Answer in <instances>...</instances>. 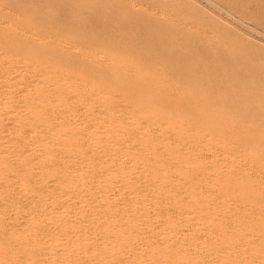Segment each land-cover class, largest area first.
<instances>
[{
    "label": "rangeland",
    "instance_id": "374dc122",
    "mask_svg": "<svg viewBox=\"0 0 264 264\" xmlns=\"http://www.w3.org/2000/svg\"><path fill=\"white\" fill-rule=\"evenodd\" d=\"M39 1H41V0H39ZM39 1L38 0H0V4H1L0 5V11L2 9V11L0 13L5 11L3 14L6 15L5 16V20L3 22V20H1L2 19L1 17H3L2 16L3 14H0L1 15L0 16V25L4 26V27L0 28V30L3 29L0 32V36H1L0 40L3 39V41H0V43L2 45L4 44V47H2V45L0 44V46L2 48V49L0 48V53L3 52L1 54H4V55L0 54V60H3V62L2 61L0 62V66H1L0 73H1L2 76L3 75L5 76L6 73H7L6 77L10 76V77H7V78H9V80H8V79H6V77L3 76L4 77L3 78L0 75L2 77V78H0V86H1L0 88L2 89L0 92L3 93V94L5 92L4 96H3V94H0V95H2V96H0L1 97V99H0V105H1L0 106V108H1V110H0V119H1L0 120V129L4 128V130L3 129H1V130H3L5 132V134H6V136H7V137L5 136L3 131H0V142L2 143V144L0 143V146H1L0 147V153L3 152L2 154L4 155L3 156L2 154H0V170H1V167L3 169V170H1L0 176L5 177V178H2V177L0 178V184H1L0 185V189L2 191L4 190L3 193L0 190V202H1L0 206L2 208V209H0V213H1V215H0V231H1L0 232V264H5V263L9 264L8 262H10V261L12 262L13 260H14V262L16 264L17 263L20 264L23 261V260H21V258L25 260V262L23 261L21 264H27V263L29 264V262L31 264H34V263L35 264H47V262H48V264H57V263L60 264L61 262H62V264H199V263L200 264H225V263L226 264H233V262H235L234 264H252V263L253 264H258V262H259V264H260V262L262 264H264V249H263L264 248V190H263L264 189V181H263L264 180V113H263L264 112V106H262V105H264V48L262 49V46L264 45V41H262V40H264V37H263V34H264V32H263L264 31V29H263L264 28L263 27V25H264V22H263L264 21V19H263L264 18V13H262L264 11V5H263L264 4V0H260V2H259V0H256V2L258 1L259 3H255V6H254L255 0H254V2H253V0H241L242 2L240 0H228V1H226V3L228 5H231V6L229 7L228 5H225V8L223 6L224 3H225V0H222V1H224L223 4L220 3V2H219L220 4L214 3V0H209V1L208 0H206V1L205 0H187V1L186 0H181V1L180 0H89L90 2L88 0H65V1L61 0V2H59V0H57V1L56 0H54V1L52 0L53 2H51V0L50 1L49 0H42L41 2L44 1V3H41V2L39 3ZM55 1H56V3H55ZM66 1L67 2L69 1L70 4L68 2V5H66L67 4ZM91 1H93V2H91ZM229 1H232V2H229ZM236 1H238V2H236ZM246 1L247 2L249 1L250 4L253 3V7H255V8L262 5L263 6V8L261 6L262 9L260 7H258V8H260L262 10V12H261L262 14L260 13L261 10L257 9V11H258L257 12L256 9L252 7V4H251V7L253 9H251V7H249L250 4H248V3L246 4ZM32 2H34V3H32ZM35 2L36 3L38 2L37 5H39V6H37V8L34 7L35 6L34 4H36ZM45 2H46V4H45ZM78 2L80 4H78ZM205 2L208 3V4H206ZM243 2H245L246 5L245 4L242 5ZM71 3H72V6H71ZM100 3H102V4H100ZM191 3H193V4L197 5V6L199 5V6L196 7L194 5L196 7L194 9V6ZM230 3H233V5L230 4ZM239 3L242 6H240ZM43 4H44V7H43ZM58 4L59 5L62 4L61 8H64V7L66 8V6H68V8L70 9V13H72L73 16L70 15V13L68 11L69 9L66 10V13L64 11L65 8L63 9L64 12L62 11V9L60 7H56V8H58V11L55 10V6H58ZM214 4H216L217 6L216 5L214 6ZM69 5H70V7H69ZM73 5H75V6H73ZM3 6L4 7L6 6V8H4ZM208 6H209V8H208ZM226 6L229 7L228 9H230V10H228ZM71 7H74V10ZM87 7H88V9H87ZM132 7H135V8H132ZM214 7L215 8L217 7V8L215 9ZM236 7L239 8V9L241 7L242 8L240 9V11H238V9ZM78 8H80L79 11H78ZM245 8L247 9V11H246ZM4 9L8 10V12L6 10H4ZM82 9L86 10V11L84 12ZM98 9H99V14H98ZM225 9L228 10V11H226ZM231 9H233V10H231ZM21 10L22 11L24 10L23 12H25V14L23 12H21ZM234 10H236V11L232 12ZM59 11H61V13ZM198 11H199V13H198ZM204 11H206V14H205ZM223 11H226V12H223ZM241 11H243V13ZM9 12H10V14H9ZM33 12L35 14H37V15H34ZM57 12H58V15H57ZM77 12H78V16H77ZM107 12H109V13H107ZM237 12L238 13L241 12V13L238 15ZM252 12L255 15L257 14V16H258V13L261 14V15L259 14V17H258L259 20H258L257 16H255L254 14H251ZM22 13H23V15H22ZM53 13L54 14L56 13V14L54 15ZM67 13H69V14H67ZM80 13H82V14L87 13L88 15H85V17H84V15L82 16V14H80ZM90 13L94 17L92 15H90ZM123 13L125 14L124 17H123ZM144 13H146V14H144ZM226 13H228V14H226ZM8 14L10 16L11 15L12 16L16 15V17L18 19L21 20V18H22V20L17 22L18 20H17V18L15 16H14L15 19L12 16H11V19H10ZM19 14H21V15H19ZM29 14L31 16L33 14L34 18H35V16H37V19L40 20L39 23L41 22L40 23L41 30L44 27L46 32H44L45 31L44 28H43V31H40V27H38L39 23L37 22L38 20L34 19L33 17H29L28 16ZM52 14H53V16H52ZM64 14H66V15H64ZM176 14H178V15H176ZM231 14H232V16H231ZM113 15H114V17H113ZM146 15H148V16H146ZM224 15H225V17H224ZM243 15H245V18H242V17H244ZM247 15L248 16L250 15L251 17L249 16V18H247L248 17ZM252 15H254V16H252ZM59 16H60V18L58 19ZM71 16H72V18H71ZM80 16H82V17L80 18ZM88 16H90V18ZM260 16H261V18L263 20L262 19L260 20ZM19 17H21V18H19ZM230 17H232V18H230ZM239 17H241V18H239ZM252 17H256L255 19H257L258 21H261V23L260 22L259 23H260V25L262 24V26L259 25V27H258V25L256 24V23H258L257 20L255 21V19L252 18ZM7 18H8V22H7ZM23 18H25V21L27 22V23L25 22L26 24L24 23V19ZM87 18H89V19H87ZM93 18H94V26L91 25V23L93 21ZM115 18H117V19H115ZM167 18L169 20V23L167 21ZM217 18H218V20H217ZM233 18H234V21H233ZM235 18H236V21L238 23L235 21ZM250 18H252V20ZM3 19H4V17H3ZM45 19H46V21H47L46 23L48 25L44 22ZM62 19H64V21ZM90 19H91V21H90ZM96 19H98V21ZM126 19H127V21H126ZM170 19L172 21L174 20L175 23L174 22L172 23V21H170ZM253 19L256 22L255 24H253L254 23ZM11 20L13 21V23L11 22ZM32 20H33V23H32ZM49 20L52 22L51 24H50ZM78 20H79V22H78ZM109 20H110L111 23L109 22ZM65 21H67V22H65ZM87 21H88V23H87ZM132 21H134V22H132ZM178 21L179 22L182 21V24H181V22L177 23ZM248 21H250V23ZM2 22L5 23V24H3ZM14 22H15V24H14ZM20 22L23 23V24H21ZM35 22H37L36 27H35V24H36ZM42 22H43V24H46V26H44L42 24ZM62 22H64V23L61 24ZM75 22H77V24ZM80 22H82V23H80ZM99 22H100V24H99ZM127 22H129L130 24L129 23L127 24ZM221 22H223V23L221 24ZM241 22H242V24H241ZM7 23L8 24L10 23V26H12V27L5 28V27L9 26V25H7ZM31 23L33 24V26L31 25ZM68 23H70V24L68 25ZM89 23H90V25H89ZM231 23L234 24V25H232ZM102 24H103V26H102ZM171 24H172V26H171ZM173 24L174 25L177 24L176 25L177 27L176 26L174 27ZM184 24L186 25V27L187 26L188 27L185 28ZM225 24H226V26H225ZM14 25H15L16 28H14V30H13ZM23 25H25V27H26V25H28V26L25 28ZM53 25L54 26L57 25V27H54ZM58 25L59 26L61 25V27H59ZM119 25H121L120 28H119ZM179 25H181V26H179ZM200 25H202V26H200ZM227 25H228V27H230V28L232 27L233 29L227 28ZM242 25H246L245 27H247V28L244 29V26H242ZM62 26H64L65 29ZM99 26H101L102 28L101 27L99 28ZM17 27L19 28V30L17 29ZM28 27H30V29ZM48 27H49V29L50 28L51 29L48 30L47 29ZM78 27L79 28L81 27V28L79 29ZM83 27H85V28H83ZM179 27H181V28H179ZM36 28H38V29L36 30ZM104 28H105L106 31L104 30ZM200 28H203V30L200 29ZM250 28H252L254 31L252 29H250ZM7 29H9L11 31H9ZM145 29H147V30H145ZM159 29H160V31H159ZM234 29H235V32H233ZM238 29H240V30L238 31ZM259 29H260V31H259ZM17 30H18V32H17ZM20 30L27 34V35L25 34V36L28 39V40L26 39L27 41L23 40V42H21L22 40L19 41L20 38L19 39L17 38V37H21V35H22V37L25 39V36H23L24 33L21 32ZM164 30L168 31L167 33L170 32L171 34L169 33V35H167V34L164 35V33H166V31H164ZM175 30H176V32H175ZM198 30H200V31L202 30L204 32V33H202V31L200 32L201 35L204 36V37L201 38V35H200ZM236 30L238 32H236ZM244 30H245V32H243ZM250 30H251V32H249ZM255 30L257 31V33H255ZM5 31H6V33H5ZM35 31H37V32H35ZM161 31H162L163 34L161 33ZM196 31L198 32L199 35L198 34L196 35V33H197ZM10 32H13V33H10ZM16 32L19 34V36H18V34ZM41 32H42V34H41ZM144 32H145V34H144ZM159 32L161 33V35H160ZM172 32H174L173 33L174 35H172ZM190 32L191 33L193 32L194 34L193 33L192 34L194 36L191 35ZM205 32L207 34H205ZM253 32H254V34H256V36L253 34ZM259 32H261L262 35L259 34ZM20 33H21V35H20ZM37 33H39V34H37ZM57 33L59 34V36H58ZM213 33H215V34H213ZM238 33H239V35H236ZM251 33H252V35H251ZM10 34H11V36L12 35L14 36V34L15 35L17 34V36L12 37L14 39H11ZM54 34L57 35L58 37L55 36ZM73 34H75L76 36H74ZM208 34L210 35V37L206 38L207 39L206 40L205 37H207ZM248 34L251 35V36L249 37ZM257 34H258V36H257ZM5 35L9 36V37L6 38ZM30 35L33 37V39H32V37ZM64 35H66V36L64 37ZM79 35H81V37H82V35L83 36L85 35V36L82 37L83 39H81V37ZM157 35L158 36L160 35L162 38L160 36L158 37ZM166 35H167V37H166ZM253 35H254V37H253ZM35 36H37V37H35ZM60 36L61 37L63 36V37L61 38ZM146 36H147V38H144ZM163 36H165V37L163 38ZM172 36H173V40H172ZM174 36H175V38H174ZM178 36H180V37H178ZM181 36H182V39H179V38H181ZM259 36H260V38H259ZM70 37H71V39H70V43H69L68 39ZM245 37L248 38L249 42H248V40H245ZM5 38H6V42L4 41ZM15 38H16V40H15ZM23 38H21V39H23ZM58 38H61L63 40L58 39ZM66 38H67V40H64ZM197 38H199V39H197ZM152 39L153 40L156 39L155 40L156 42L153 41ZM204 39H205V43L202 42ZM37 40H39L40 43ZM46 40H48V41H46ZM59 40H60V42H59ZM75 40H77L78 43H76ZM86 40H87V42H84ZM197 40H200V41H197ZM215 40L216 41L218 40V42H219V40H221V42L218 43V42H215ZM45 41H46V44H45ZM55 41H57V42H55ZM79 41H81L83 44L86 43V45H88V46H85V44L83 45ZM94 41H95V43H94ZM250 41L252 42V44H251ZM50 42L51 43L52 42L55 43L58 47L55 46V48H54L55 44H53V43L51 44ZM58 42L60 44H58ZM74 42H75V44H74ZM167 42H169V44ZM181 42H182V44H181ZM49 43H50V45H49ZM79 43H81V44H79ZM170 43H171L172 46L175 43V47L171 48L172 46L170 45ZM194 43H197V44H195V46H194ZM202 43H203L204 46L202 45ZM246 43L247 44L249 43V44L247 45ZM256 43H257V45H256ZM261 43H262V45H261ZM7 44H9V46ZM96 44L98 45V47H97ZM198 44H200V45H198ZM205 44H206V46H205ZM213 44L216 45V46H214ZM51 45H52V48L50 47ZM73 45H75V46H73ZM77 45L79 46L78 47L79 49H77V47H76ZM169 45L171 47H169ZM217 45H218L219 48L217 47ZM59 46H61V47H59ZM62 46H63V48H62ZM68 46H70V48ZM178 46H179V48H178ZM88 47H89V49L90 48L92 49L94 47V49L88 51ZM57 48H58V50H57ZM59 48H61V49L59 50ZM66 48H67V51H66ZM72 48H75V49H72ZM99 48H100V51H98ZM143 48H144V50H143ZM208 48L212 49V51L209 50ZM80 49H82V50H80ZM84 49H86L87 51L84 50ZM101 49H103V50L101 51ZM172 49L174 51H172ZM176 49H178V51ZM207 49H208V52H207ZM11 50H12V52H11ZM83 50H84V52H83ZM104 51H106V53L108 55H106V53ZM179 51H180V53H177ZM7 52L10 53V55H11V53H14L12 55H15V54L16 55L13 57L12 55L10 56ZM21 52H22V54H21ZM82 52H83V54H82ZM209 52H211V53H209ZM6 53H7V55H6ZM197 53L198 54L200 53V54L198 55ZM214 53H216V54H214ZM75 54H77V55H75ZM87 54L90 55V56H88ZM91 54H92V56H91ZM95 54H97V56L99 54H101V55H99L101 57H99V56L98 57H94V56H96ZM104 54H105V56H104ZM112 54H114L116 57H114ZM3 56H5L6 58L3 57ZM8 56H10V57H8ZM79 56H82V57H84V59L85 58H87V59L84 60L83 58H80ZM107 56H108V58L111 57L109 59H111L112 62L113 61L114 62L112 63L111 61H109ZM8 58H11V59L9 60ZM23 58H25V59H23ZM119 58H121L123 63H122L121 60H119ZM30 59H31V61H30ZM36 59H38V60H36ZM80 59L83 60L84 62L81 61ZM13 60L16 63L13 62ZM18 60H21L20 61L21 64H18V62H19ZM27 60H28V62H27ZM91 60H92V62H89ZM164 60H165V62H164ZM29 61L31 63V67H33V68L30 67ZM93 61H94V63H93ZM124 61H125V64L127 63V65L124 64ZM4 62L5 63L9 62V66H8V63L5 66V64H3ZM22 62L23 63L25 62V64H23ZM37 62L39 64H41L42 62L43 63L39 67V64H36ZM85 62H87V64ZM95 62L97 63L96 64L97 67L95 65ZM12 63H14V65ZM111 63L113 65H109L108 66V64H111ZM34 64H35V66H34ZM104 64H106V65H104ZM24 65H26L27 67L24 66ZM36 65H38L37 68H36ZM151 65L153 66V68H152ZM155 65H156V67H158L157 70L155 69L156 68ZM47 66H49L51 68V70H49L48 69L49 67H47ZM106 66H107V68H106ZM21 67H22V69H21ZM87 67H88V69H87ZM99 67H100V69H99ZM15 68H18V70H16ZM19 68H20V70H19ZM26 68H28V69H26ZM34 68H35V70H34ZM60 68H62L61 69L62 71L59 70ZM138 68H139V71L137 70ZM11 69H13V70H11ZM24 69H25V71L22 72ZM41 69H43L45 71L44 72L45 74L43 73V71ZM15 70L17 72L18 71L22 72V74L21 73H16ZM30 70L32 72L33 71L34 72L33 73L30 72ZM40 70L42 71V75L44 74L45 76L43 75V77H40V73H41ZM55 70L59 71L60 73L63 72V71H65V72L67 71V72L66 73L63 72L64 74L62 73L63 74V77H62L61 76L62 74H59V72H56L57 73L56 74ZM222 70H224V72H222ZM27 71L29 73H27ZM154 71H155L156 74L152 73ZM156 71H158V72H156ZM38 72H39V77H37L38 76L37 75ZM146 72H147V74H146ZM159 72H161V73H159ZM30 73H31V76L33 75L32 76L33 79L31 78ZM34 73H36V74H34ZM47 73H48V75H47ZM54 73H55V75H54ZM77 73L79 74L80 77L78 76ZM134 73H136V75ZM10 74L12 76L14 75L15 77L13 76L12 79H11V75ZM161 74H162V77H161ZM20 75L21 76L25 75V77H22V78H24L23 80H21L22 78L20 77ZM147 75H148V77H147ZM16 76H19V77L17 78ZM55 76H59V77L58 78L57 77L54 78ZM137 76H139V77H137ZM165 76H166L167 80L165 79ZM149 77L151 78L152 81L149 79ZM29 78H31V79H29ZM42 78H43V80H42ZM67 78H68V80H69V78L71 80L66 81L65 79H67ZM3 79H5L4 80L5 83L2 81ZM25 79L29 80V82L25 81ZM38 79H40V80H38ZM49 79H52L53 83L51 82V80L49 81L50 83L46 82V80L48 81ZM76 79H77V81H75ZM147 79L149 81H146ZM159 79H161V81ZM233 79H234V81H233ZM6 80H8V81H6ZM168 80H169V82H168ZM41 81H43L44 83L41 82ZM55 81L58 82V83L56 84ZM45 82H46V84L48 83V86L44 85ZM60 82H61V84H60ZM71 82H74L73 85H72ZM94 82H95V84L100 82L99 84H97V86L98 85L100 86V84H101L100 87H101V89L103 91L100 89L99 86L98 87L95 86ZM161 82H162V84H160ZM6 83H7V86L9 87L10 90L6 87V85H5ZM30 83H32V86H33V84L34 85L36 84L35 85L36 87L33 86V88H32L31 86H29ZM2 84H3V86H2ZM14 84H16L18 87L20 85H22V87H19V88L17 87V89H14V88H16V85H14ZM55 84L57 86H55ZM58 84H60V85H58ZM78 84H82V86H80ZM92 84H94V85L92 86ZM109 85H110V87H109ZM234 85H236V87ZM23 86H25L26 88L27 87H29V88L31 87L34 90H32L31 88L30 89H28V88L26 89ZM12 87H13V89H12ZM58 87H61L63 89L58 88ZM66 87H67V89H66ZM81 87H84V88H81ZM92 87L97 89L98 94H97V91H93L94 88L92 89ZM242 87H243V89H242ZM21 88H23V89H21ZM69 88H70V90L68 91ZM90 88H91V90H90ZM107 88L110 89V90H108ZM170 88H171V91H169ZM3 89H5V90H3ZM99 89H100V91H99ZM107 90L109 92H111V93L108 94ZM111 90L113 91V93H112ZM114 90H115V93L117 91L116 95L118 94L116 97H114L115 96ZM11 91H12V93H10ZM17 91H19V92H17ZM101 91L104 92L103 94L105 96L103 94H101L102 93ZM20 92L21 93L24 92V93H22L20 95L19 94ZM27 92H30V93H27ZM31 92H33V93L31 94ZM37 92H38V94H36ZM6 93H7V95H6ZM8 93H9V95H8ZM15 93H17L16 96H14ZM93 93H95V94H93ZM232 93H233V95H232ZM240 93H241V96H239ZM259 93L261 94L262 97L259 95ZM44 94L46 95V97H44L45 96ZM18 95H19V98H18ZM35 95H36V97H35ZM64 95H65V97H64ZM20 96L22 97V99L25 97L23 102H22V99H21ZM40 96H43L44 98L40 97ZM68 96H69V98H68ZM174 96H176L177 98L174 97ZM14 97H16V98H14ZM2 98H4V100ZM13 98H14L15 101L13 100ZM120 98H121V101H120ZM28 99H29V101H27ZM48 99H50L52 102L54 100L55 101H54V103H52ZM86 99H88V100L86 101ZM11 100L15 103V105H14V103H12ZM33 100H34V102H33ZM31 101H32V103H31ZM39 101H40V104L38 103ZM7 102L9 103V105H8ZM29 102L31 104H33V103L37 104L38 103L37 104V106H39L38 109H37L36 105H34V104H33L34 108H32L33 105L29 104ZM113 102H115V103H113ZM2 103L3 104L5 103L4 106H3L5 108L2 107V105H3ZM77 103L79 104V107H78ZM96 103L98 105H96ZM58 104H60V105H58ZM81 104L84 106L85 109L83 108V106ZM99 104L101 105V109H99L100 108ZM110 104H111V106H110L111 108L109 107ZM114 104L117 105V106L115 107ZM118 104H120V106ZM121 104L123 106L124 105L127 106L128 110L125 107H124L125 110H124V108H121V106H122ZM47 105H49V107ZM92 105L95 108L99 107L98 109L96 108L99 111H95L96 109ZM20 106H22V109H21ZM23 106H24V108H23ZM40 106H42V107H40ZM59 106L61 108H59ZM91 107H93V108H91ZM113 107L116 110H114ZM178 107H180V108H178ZM44 108L45 109L48 108V109H46L47 111L44 110ZM56 108H57V111H56ZM76 108H77L78 111L75 110ZM112 108H113L114 111L112 110ZM130 108L132 109V112H131ZM147 108H148V110H147ZM256 108H258V109H256ZM20 109L23 112L22 114H21V112H19V111H21ZM23 109H26L25 110L26 112L23 111ZM49 109H51V110H49ZM68 109H69V111H68ZM133 109H135L134 110L135 113L133 112ZM12 110H14V111H12ZM93 111L96 114V115L94 114L95 118L94 117L92 118L93 113H94ZM116 111H119V112H117L118 113L117 116H116L117 113H115ZM162 111H164V112H162ZM13 112H14V114H13ZM62 112H63V116H62ZM67 112H68V114H66ZM86 112L87 113L89 112V113L86 114ZM97 112H99L100 114H98ZM109 112H111V113H109ZM29 113H31V114H29ZM53 113H55V114H53ZM69 113H71L72 115L69 114ZM79 113H83L82 114L83 119L81 117V114H79ZM105 113H106V115H105ZM112 113L114 115H112ZM120 113H122V114H120ZM126 113H127V115H126ZM133 113L134 114H138V115L134 116ZM19 114H21V115H19ZM59 114H60L61 117L59 116ZM139 114H140V116H139ZM163 114H164V116H163ZM185 114L187 115V117H186ZM188 114H189V116H188ZM243 114H244V116H243ZM16 115H18V116H16ZM28 115L30 116L29 117V121H28ZM55 115L56 116L58 115V117H55ZM69 115H71V117ZM84 115H86V116H84ZM119 115L121 117H119ZM124 115H126V116H124ZM2 116L4 118L8 117L6 119V121L4 120V118ZM5 116H7V117H5ZM103 116H105V117L103 118ZM107 116H109V119L112 117L111 118L112 122L114 120L115 123L114 122L112 123L111 120L109 121L108 119H106ZM133 116H134V118H133ZM137 116H139L140 119ZM141 116H144V117L141 118ZM167 116H169V117H167ZM201 116H202V118H201ZM22 117H24V118H22ZM63 117L65 118V121H63V119H64ZM66 117H67V121L68 122L66 121ZM97 117H99V118L101 117L102 122L100 120L94 121V120L98 119ZM113 117H114V119H113ZM149 117H150V119H149ZM170 117H171V120H170ZM11 118L12 119L15 118L17 120L15 121V119H14L13 120L14 122H12ZM31 118H32V120H31ZM50 118H53V121ZM58 118H60V119H58ZM71 118H73L74 120L71 119ZM79 119H81L82 121L79 120ZM84 119H85V121H87V119H88L89 122L91 121L92 125L90 123H88V121L85 122ZM127 119H128V121H127ZM137 119H139V120H137ZM146 119H148L150 122L148 120H147L148 122L144 121ZM172 119H173L174 122L172 121ZM7 120L9 121V123H8ZM23 120L26 121L27 123L24 122ZM35 120H37V123H36ZM56 120H58L56 122L58 125H56V123H54ZM118 120H119V122L121 120V124H119ZM122 120H125V121H122ZM162 120L165 121V122H163ZM60 121L63 122V123H60ZM71 121H72V124L70 125ZM83 121L85 122V126L82 125V124H84V123H82ZM116 121H117V123H116ZM3 122H5V123H3ZM28 122H30V123H28ZM50 122L51 123L53 122V124H51ZM106 122H108V123H106ZM140 122L141 123L143 122L142 123V125L144 124L143 127H142ZM169 122H170L171 125L168 124ZM6 123H8L11 128H12V126H14L13 130L10 127H8V124H6ZM22 123L28 124V126L26 125L27 128ZM86 123L89 124L88 125L89 127L86 125ZM150 123L151 124L153 123L152 124L153 127H152V125L149 126ZM30 124H31V126H30ZM35 124H37V126ZM47 124L49 125V127H47ZM75 124L77 126H74ZM112 124H117V125H112ZM124 124H126V125L124 126ZM130 124L132 126H129ZM179 124H180V126H179ZM6 125H7V127H6ZM90 125H91V127H90ZM136 125L138 126V128H137ZM154 125H155V127H154ZM161 125H163V126H161ZM3 126H5V127H3ZM29 126H30L31 129H29ZM52 126H53L54 129L51 128ZM56 126H58V127H56ZM83 126L85 127L86 130L89 129V131L87 130L88 132H86V130L84 129ZM92 126H93V128H92ZM101 126H103V129H102ZM21 127L25 128V131ZM75 127H77V128H75ZM99 127L101 129H99ZM122 127H125V128H122ZM139 127L142 128V131L145 128L146 131H148V133L145 132V130L143 132H145L147 135L148 134H150V135L152 134L153 136H150V135H149V137L145 136L144 135L145 133H143L141 131V129L139 130ZM42 128H44V129H42ZM49 128H51L52 130L49 129ZM118 128H121L122 131H124V132L121 131L123 133L122 135H121V133H119L120 129H118ZM127 128H129V129H127ZM15 129H16V131L17 130L18 131L16 132ZM45 129L46 130L49 129V130L46 132ZM63 129L65 131H63ZM83 129H84L85 132L80 133L81 131H83ZM104 129H107V131L104 130ZM113 129H114V131H113ZM134 129H135V131H134ZM156 129H157V131H156ZM163 129L165 131H163ZM7 130L8 131L11 130V131L8 132ZM27 130H29V131H27ZM30 130H32V133H30L31 132ZM50 130H51V132L57 130V131H55L57 134L56 133H53V134L51 133L52 134L51 135L50 134ZM127 130H130V132L127 131ZM151 130H152L153 133H151ZM154 130L158 133V135H157V133H155ZM23 131L26 132V134H24ZM77 131H78V133H77ZM102 131H105V132H102ZM171 131H172V133H171ZM11 132H13V134ZM28 132H29V134L31 136L28 134ZM37 132H38V134H37ZM42 132H44V133H42ZM45 132H46V134H45ZM101 132L105 133L106 135H104V137L101 136L102 135ZM126 132L128 134H126ZM7 133H9V134H7ZM79 133H80L81 136L78 135ZM83 133H84V135H83ZM85 133H86V135H85ZM133 133L134 134L136 133V134L133 135ZM168 133H170V134H168ZM173 133H175V134H173ZM22 134H24V135H22ZM73 134H75V135H73ZM87 134H88V137H87ZM93 134L94 135L96 134V135L94 136ZM160 134H162L163 136L165 134V136L163 137ZM8 135H9V137H8ZM119 135H121V137ZM142 135L145 138L142 137ZM155 135H156V137L157 136H159V137L161 136V137L160 138L159 137L156 138V137H154ZM169 135H170V137H169ZM14 136L17 139H14L15 138ZM24 136H26V137H24ZM29 136H30V138H29ZM124 136L127 137L128 140H126V138H124ZM37 137H40L41 139L37 138ZM52 137H53V139H52ZM152 137H154V139ZM202 137H204V138H202ZM18 138H20V139H18ZM42 138H45V140L42 139ZM100 138L102 139V141H101ZM150 138L152 140H154L155 142H157V143L152 141ZM194 138H195V140H194ZM6 139H7V141L3 142ZM21 139L23 140V142L21 141ZM47 139H50V140L47 141ZM105 139L108 141V142L105 141L107 143H105L103 141ZM121 139H123V141L125 139V143ZM148 139H150V141H147ZM182 139L185 140V141H182ZM32 140H33V142H32ZM41 140H43L42 143L40 142ZM172 140H174V141H172ZM202 140H203V142H202ZM204 140H205V142H204ZM214 140H216V141H214ZM37 141H39V142H37ZM115 141H117V145L120 143V146H117ZM21 142L25 143L24 144L25 146H23V144ZM109 142H110L111 146L108 144ZM147 142H148V144H146ZM3 143H5V144H3ZM7 143H9V144H7ZM28 143L31 145V147H30V145H28ZM64 143H65L66 147L64 146ZM99 143H100V145H99ZM34 144H35L36 147L34 146ZM81 144H83V145H81ZM104 144H105V146H104ZM121 144H125V145L123 146ZM144 144L147 145L146 148L149 147L148 149H151V150H148V149L144 148L145 147ZM3 145H4V147L2 148ZM16 145H17V147H16ZM27 145H28V148L26 147ZM135 145H137V146H135ZM150 145H151V147H150ZM153 145L157 149L154 148ZM5 146H7V147H5ZM12 146H14V149H16V150H14ZM62 146H64V147H62ZM84 146L85 147L87 146V147L85 148ZM132 146H135L137 149L139 147L140 148L138 150L135 147L130 148ZM24 147H26V148L23 151H21ZM29 147H30V150H29ZM83 147H84L85 150L83 149ZM236 147H237V150H236ZM4 148H6V149H4ZM152 148H154V149L152 150ZM63 149H65V150H63ZM73 149H74V151H73ZM112 149H113V151H112ZM130 149L134 150V152L137 151L136 153H139L142 150V153L140 152V156H139V154L132 153V150H130ZM145 149H146V151H145ZM155 149L156 150H162V151H160V154H159V151H158V154H157ZM178 149H179V151H178ZM192 149H195V150L193 151ZM12 150H14L15 153L18 152L17 156L19 155V152L21 153L20 156H18L19 158H15L16 154ZM35 150H37V151H35ZM177 151H178V153H177ZM12 152L15 155L13 154V156H12ZM22 152H25V153H22ZM43 152H45L46 154L43 153ZM56 152H59V153L57 154ZM66 152L68 154H66ZM85 152H87V153L89 152L88 155H86ZM143 152H145V153H143ZM172 152H174V153H172ZM189 152H190V154H189ZM69 153H71V154H69ZM74 153L76 155H74ZM93 153H95V154L97 153V155L94 156L95 154H93ZM99 153H100V155H99ZM125 153L128 156H126ZM208 153H209V155H208ZM220 153H222V154H220ZM225 153H227V154H225ZM242 153H244L243 154L244 156L242 155ZM246 153H248L249 155L248 154L245 155ZM31 154L33 156H31ZM82 154H84L85 158H83L84 156ZM142 154H146V157H144V158H147L149 156L150 157L147 158V160L146 159H142L143 158ZM214 154H217V155H214ZM240 154H241V156H240ZM34 155H36V156H34ZM110 155H112V156H110ZM135 155H137V156H135ZM187 155H189V156L191 155V156L189 157ZM26 156H27V158H26ZM38 156H40V157H38ZM69 156L70 157L74 156L73 159H76V160H73L72 158L70 159ZM79 156L81 158H79ZM86 156H90V157L86 158ZM91 156H93V158ZM98 156H99V159L98 158H94V157H98ZM138 156H139L138 160L134 159L135 157L137 158ZM247 156H250V157L247 158ZM22 157H24L23 159L25 160V162H23L24 160L22 159ZM101 157H104L106 159V161L104 160V158H101ZM185 157H186V159H185ZM188 157H189V159H188ZM10 158H11V160L9 161ZM36 159H37V162H36ZM77 159L82 164L77 162L78 161ZM81 159L83 160V162H82ZM88 159H90V160H88ZM92 159H95V160H92ZM96 159L99 162H100V160H102V161L106 162V164L104 162H102V161L100 163L101 164L104 163V164H102V165L98 164L99 162L97 161L98 162L97 163ZM198 159H200V160H198ZM14 160L19 161V162L17 163ZM21 160H22V162H20ZM56 160L59 161L60 163L57 162ZM84 160L86 162H87V160L89 162L92 161V163L91 162L90 163L89 162L86 163ZM259 160H260V162H259ZM55 161H56L57 164L55 163ZM240 161H241V163H240ZM243 161L245 163H243ZM15 162H16V164H15ZM130 162H132V163H130ZM138 162H140V163L144 162V163H141V164L139 163L140 166H138ZM148 162H149V165L147 164ZM170 162L173 163V164H171ZM189 162H190V164H189ZM214 162H215V164H214ZM19 163H21V164H19ZM74 163H75V165H74ZM88 163H89V165H88ZM94 163H95V165L97 164L98 167H97V165L94 167ZM180 163L183 164L184 166L181 165ZM208 163H209V165H208ZM76 164H77V166H76ZM132 164H133V167H132ZM150 164H151V166H150ZM210 164H211V166H210ZM26 165H28V166L26 167ZM50 165H51V167H50ZM66 165H68V167ZM82 165H84L83 166L84 168L82 167ZM109 165H110V167H109ZM144 165L145 166L147 165V167H145ZM261 165H263V166H261ZM29 166L31 167L30 169H29ZM34 166L36 168L38 167L39 170H38V168L36 169ZM47 166H49V168ZM60 166H62V168ZM71 166L73 167V170H72ZM148 166H150L152 168L154 166L158 167L157 170L159 171L160 174H158V171L155 169V167L153 168L154 169V172H153V169L148 167ZM180 166L182 167V169H181ZM195 166L198 167L199 169L196 170ZM23 167L24 168L26 167V168L24 169ZM119 167H121V169ZM136 167H138V168H136ZM140 167H141V169H140ZM202 167H203V169H202ZM229 167H230V169H229ZM98 168H100V169L103 168L105 171L103 169H102L103 170L102 171V170H100ZM142 168L145 171V172L143 171L144 174L141 171V170H143ZM145 168H148V169L145 170ZM6 169L7 170L9 169V171L13 170L12 172L10 171L12 174H10V172L7 171ZM32 169H34V170L36 169L35 173H34V171ZM113 169H114V171H113ZM135 169H137V171ZM232 169H233V171H231ZM29 170H31L32 173L29 172ZM70 170H72V171H70ZM80 170H82V171H80ZM97 170H100V171H97ZM185 170H186L187 174H186ZM6 171L9 173V175H8V173L7 174L5 173ZM16 171L17 172L19 171V174ZM21 171H22V173H21ZM26 171H27V173H26ZM67 171L71 172V173L68 174ZM155 171H157V173H155ZM13 172H15V173H13ZM28 172H29V174H28ZM60 172H61V174H60ZM73 172L75 174H73ZM100 172L103 173L104 175H100L101 174ZM150 172H151V174H150ZM30 173H31V175L33 174L32 176H35V179H34V177H32L30 175ZM56 173L59 174L60 176L56 175ZM79 173H82V174H79ZM108 173H110L111 175L109 176ZM140 173H141V176H140ZM17 174L19 176H17ZM76 174H78V175H76ZM133 174H135V175H133ZM238 174H239V176H237ZM28 175H29V177H28ZM46 175H47V177H50L52 179V182H51L50 178H46ZM162 175H163V177H162ZM169 175H170V177H169ZM220 175H221V177H220ZM39 176H40V178H39ZM55 176H57L59 178H57ZM123 176L125 177V179L123 178ZM139 176L141 177L140 180H139ZM14 177H16V180L14 179ZM72 177H73V179H74V177L76 178L74 180V182H72L73 181ZM142 177H143V179H146V180H143ZM28 178H30V180H28ZM31 178L33 179L32 182L34 181L32 184H31ZM37 178H39V179H37ZM79 178L80 179L82 178V179L80 180ZM132 178H134V180L137 178L135 180V181H138V183L136 185L133 182L134 180ZM160 178H162V181L160 180ZM176 178H178V179H176ZM17 179H19V182H17L18 181ZM41 179H43V180H41ZM44 179H45V181H44ZM53 179H55V180H53ZM141 179H142V181H141ZM181 179L183 180V183H182ZM220 179H222V182L220 181ZM225 179H226V182H225ZM244 179H246V180H244ZM247 179H249V180H247ZM8 180H10V181H8ZM14 180H15V183H14ZM57 180H59V181L62 180V182H60L59 185L57 184L58 186L56 185V183L59 182ZM120 180L122 181V183L120 182ZM179 180H180V182H179ZM37 181H38V183H37ZM150 181L154 182V183L150 184ZM164 181H168V182H165V183H168L169 185H171V187H168V184H164L163 183ZM190 181H191V183H190ZM4 182H5L6 185L2 184ZM42 182H46V184H48V182H49V184L46 185V187L45 186L43 187V184H45V183H42ZM143 182H144V184H143ZM145 182L147 184L146 186H145ZM147 182H149L150 185H148ZM17 183H19V184H17ZM53 183L55 184V186H54ZM79 183L82 184V186L79 185ZM115 183L116 184L118 183L117 186H116ZM214 183H216V184H214ZM8 184H10L12 186H10ZM15 184H16V187H15ZM34 184H36V185L38 184L39 186H36ZM120 184H121V186H120ZM140 184H142V185H140ZM175 184H177V185H175ZM50 185L53 186V187H51ZM61 185H62V187H61ZM91 185H93L95 188L93 186L91 187ZM132 185H134V187H132ZM139 185L142 186V190L138 192V190L141 189V187ZM154 185H158V187L156 188V186H154ZM164 185H166V187ZM178 185H180L181 187H178ZM48 186H50V187H48ZM85 186H86V188H85ZM147 186H148V188H147ZM149 186H151V188ZM161 186L163 188H161ZM173 186L174 187L177 186L178 188L177 187L174 188ZM17 187H19V188H17ZM40 187H41V189H39ZM54 187H56V188H54ZM109 187H111V188H109ZM136 187H138V188H136ZM153 187H155L156 190L158 189L159 191H156ZM164 187H165V190H164ZM57 188H58V190H57ZM97 188H98L99 192L96 190ZM171 188H172V190H169ZM52 189L57 190L58 194L56 193V191H54ZM59 189L61 191L64 190L65 192L64 191L61 192ZM148 189H149V191H148ZM197 189H199V190H197ZM22 190L23 191L26 190L27 192L26 191L23 192ZM73 190H75V191L77 190L78 192H82V193H78L77 191L75 192ZM79 190H82V191H79ZM201 190H203V191H201ZM21 191H22V193L24 195L21 193ZM29 191H32V194ZM101 191H103V193ZM154 191H156L157 193H155ZM177 191H178V193H175ZM228 191H230V192H228ZM47 192L49 194H51V196H49V194ZM199 192H201V193H199ZM16 193H17V195H16ZM64 193H66V194H64ZM90 193L91 194H95V195H91ZM127 193H128V195H127ZM147 193H149L148 194L149 197L146 196ZM183 193H184V195H183ZM188 193H190L191 195L190 194L188 195ZM203 193H204V195H203ZM7 194H9V195H7ZM26 194L28 195V197L26 196ZM29 194H31V195L29 196ZM120 194H122V195H120ZM123 194L125 195V198H124ZM143 194H144V196H146V198H144ZM13 195H15V197ZM59 195H61V196H59ZM63 195H64V198L62 197ZM65 195L68 198H66ZM83 195H86V196H83ZM99 195H101V196H99ZM117 195H119L120 198H119V196L117 197ZM172 195H174V196H172ZM122 196H123L124 200L121 199ZM127 196H128V198H127ZM141 196H142V199L140 198ZM26 197H27V199H29L31 197L30 198L31 200L29 199L30 202H29V200L26 199ZM57 197L60 198V199H62V198L63 199L59 201ZM99 197H101V198H99ZM152 197H153V200H150V199H152ZM165 197L167 199H165ZM3 198L4 199H8L9 198V199L3 201ZM40 198H41V201H39ZM50 198H51V202H50ZM56 198H57V200H56ZM95 198H96V200H95ZM110 198L111 199L113 198V199L111 200ZM171 198H172V201H169V199L171 200ZM215 198L218 199V200H216ZM228 198L229 199L231 198L230 201H229ZM79 199H80V201H79ZM158 199H160V201ZM81 200L83 201V204H82ZM93 200L96 201L94 204H92L94 202ZM139 200H141V201H139ZM148 200L150 202H148ZM157 200L159 201V203L157 202ZM182 200H184V202ZM199 200H200V202H199ZM212 200H214V201H212ZM73 201L74 202L76 201L77 204L74 203ZM128 201H129V203H128ZM142 201H144V202H142ZM188 201L189 202L192 201V204L191 203L189 204ZM6 202L7 203L10 202V203L7 204ZM34 202H36V204ZM53 202H55V203H53ZM78 202H80V203H78ZM97 202H98V204L99 203L100 204L97 205ZM102 202L104 204H105V202H107V203L105 205H102L103 204ZM13 203H15V204L13 205ZM16 203L18 205H20V206L16 205ZM71 203H73V204H71ZM150 203H153V204L151 205ZM154 203L155 204L157 203V204L154 205ZM176 203H178V205ZM185 203H187L186 206H185ZM237 203H239V204H237ZM10 204L12 205V207H11ZM54 204L55 205L56 204L59 205V206L56 205L57 206L56 209L59 208L60 210L59 209L55 210L54 207H53ZM63 204H65V205L63 206ZM74 204H75V206H74ZM182 204L184 206H182ZM206 204L208 206L204 207L203 205H206ZM25 205H28V206L33 205V206H31L32 208H30V207L25 206ZM37 205L40 206V207H38ZM94 205L95 206L97 205L96 206L98 208L97 212H96V209H95L96 207ZM226 205H227V207H225ZM240 205H241V207H240ZM3 206H5V207H3ZM7 206H9V207H7ZM16 206H17V208H16ZM34 206H37V207H34ZM82 206L84 207L83 210L81 209ZM110 206H111V208H110ZM132 206H133L134 210H131ZM187 206H188V208H187ZM20 207L24 211L21 212ZM23 207H25V208H23ZM41 207H43V208H41ZM45 207H47V208L50 207V209L48 208L49 210H47V208H45ZM85 207H87V209H85ZM173 207L176 208L177 210L176 209H171ZM229 207H231L232 209H230ZM15 208H16V210H15ZM28 208H29V210H28ZM35 208H38V209H35ZM39 208H41V209H39ZM65 208H67V209L69 208L70 212L68 211L69 209L65 210ZM168 208H170V209H168ZM240 208H242V209H240ZM32 209H33V211H32ZM34 209H35V211H34ZM42 209H43V211H42ZM52 209H54V210L52 211ZM61 209H63V212L61 211ZM79 209H80V211H77ZM139 209H140V211H139ZM160 209H161V211H160ZM164 209L166 211L163 212ZM210 209H212L211 212H210ZM13 210H14V213H12ZM17 210H18V212L19 211L20 212L17 213ZM71 210L73 211V213L71 212ZM84 210H88L89 211V212L87 211L88 214L85 213ZM167 210L169 212L171 211V213H169ZM174 210H176V211L174 212ZM183 210H186V211H183ZM7 211H9V212H7ZM26 211H27V213L25 215ZM44 211H45V213H44ZM66 211H67V213H66ZM178 211H180V212H182V214H186V215L183 216ZM46 212H47V215H46ZM60 212H62V213H60ZM81 212H83V213H81ZM92 212H94V213H92ZM149 212H151V213L149 214ZM161 212L164 213V214L166 213V214L165 215L161 214ZM172 212H174V213H172ZM28 213H30V216H29ZM34 213H36V214H34ZM58 213H60L61 215L60 214L59 215L62 216L60 218V221H59V218H58L60 216H58V217L54 216V215L57 216ZM75 213H76V215H74ZM90 213H92V214H90ZM175 213H177V215ZM205 213H207V215H205ZM226 213H227V216H225ZM2 214L3 215L5 214L4 216L9 217V218H7V221H8V219L11 220L13 218V220H11L12 222L10 220L7 222L6 218ZM42 214H43V216L41 217ZM69 214L71 216L72 215H74V216L71 217V216H69ZM98 214L100 216H102L103 218L99 219V215ZM151 214H152V216H151ZM168 214H169L170 217L168 216ZM233 214H234V216H233ZM15 215H17V216H15ZM33 215H34V220H33ZM45 215H46V217L48 216L46 219L44 217ZM78 215L80 217L82 216V218H83L82 221H81L80 217H78ZM157 215H158V217H157ZM174 215H176L177 217L176 216L174 217ZM179 215H181V218H180ZM231 215H232V217H231ZM19 216H21V217H19ZM75 216H76V218H75ZM88 216H90V218ZM92 216L94 217L93 219L91 218ZM107 216H109V218H107ZM165 216H167V217H165ZM223 216L226 218V220H225V218H223ZM39 217L41 218L40 219L41 221L39 220ZM63 217L64 218L66 217V220ZM77 217L80 219V221L77 219ZM213 217H215V219ZM15 218L17 219L16 221H15ZM20 218H24V221H23V219H21L24 224L22 223V221H19V223L21 222L20 223L21 226L19 225L20 227L19 226L16 227L19 224L18 220ZM29 218H30V220H29ZM113 218H115V220ZM161 218H163V219H161ZM192 218H195L196 220L195 219L192 220ZM205 218H207V219H205ZM37 219H38V222H37ZM54 219H56V220H54ZM68 219H69V221H68ZM96 219H98V220H96ZM127 219H128V221L126 222ZM190 219L192 221H190ZM2 220H4V221L2 222ZM27 220H29L30 222L27 221ZM83 220L85 221V223L83 222ZM206 220H207L208 223H206ZM250 220H251V222H249ZM13 221H14V223H13ZM47 221H49V222H47ZM150 221L153 222V223H151ZM194 221H195V223H194ZM27 222H29V224ZM87 222H88L89 225L87 224ZM145 222H146V224H145ZM166 222H169V223H166ZM240 222H241L242 226H241V224L239 225ZM4 223L7 224V225H5ZM38 223H40L41 225L38 224ZM52 223H54L53 224V226H55L54 228L52 226ZM149 223H150V225H149ZM162 223L164 224V226H162L163 225ZM220 223H222V224L226 223V224L222 225ZM15 224H16V226H15ZM75 224H76V226H75ZM123 224H125V225H123ZM198 224H200V225H198ZM218 224H219V226H218ZM3 225H4V227L10 226V227H7L9 230L13 229V227L14 228L16 227V228H15V230L10 231L11 232V234H10V232L7 230V228L5 229L3 227ZM12 225H14V226L12 227ZM185 225H186L187 228H185ZM191 225L193 227L196 226L195 227L196 229H194ZM81 226H83V227H81ZM179 226H181V227H179ZM246 226H247V228H246ZM238 227H239V229H238L239 232L237 231ZM1 228L3 229V231H2ZM20 228H21V230H20ZM50 228L53 231H51ZM55 228H56V230H59V231H55L54 230ZM91 228H93V229H91ZM112 228H113V230H112ZM114 228L115 229L117 228V229L115 230ZM4 229L6 230L5 231L6 235H4V233H3ZM35 229H36V231H35ZM178 229H181V230L177 231ZM201 229H203L202 230L203 232L201 231ZM68 231H69V233H66ZM23 232H24V234H23ZM36 232H37V234H36ZM39 232H40V234H38ZM44 232H45V234L43 235ZM60 232L63 233V234H61ZM80 232H82V233H80ZM142 232H143V234H141ZM207 232H208V234H207ZM8 233L10 235L14 234V236L13 235L10 236ZM25 233H26V235H25ZM178 233H179V235H178ZM183 233H185V234H183ZM188 233H189V235H187ZM28 234H29V236H28ZM56 234H58L59 237L61 236L60 238L62 240L61 239H57L56 237H58V236ZM87 234H89V235L92 234L95 237L93 238L92 235H90L91 238L88 239L87 237H90V236H87ZM159 234L160 235L162 234V235L160 236ZM174 234H175L176 237L173 236ZM180 234H182L184 236L181 237ZM190 234H192V235H190ZM246 234H248V235L250 234L251 237L246 235ZM31 235H32V238H31ZM219 235H220V237H219ZM42 236H44L43 239L41 238ZM103 236L105 238H102ZM196 236L200 237V239L197 238ZM242 236L244 238H242ZM26 237H28V238H26ZM160 237L162 238V240L160 239ZM172 237H173V239H171ZM38 238L40 240L42 239V241H40ZM63 238H64V240H63ZM147 238H150V240L147 239ZM175 238L177 240L176 242H175ZM167 239L168 240L170 239V240L168 241ZM186 239L188 240V242H186L187 241ZM239 239L241 240V242L243 244L240 242ZM35 240H37V242H35ZM100 240H102L103 242H99ZM171 240H173V241H171ZM26 241H28V243L29 242L33 243L32 247H30L31 243L27 244ZM45 241H46L47 244L45 243ZM201 241H203V242H201ZM207 241H209V242H207ZM236 241L239 243V245H236V244H238ZM21 242H23V243L21 244ZM109 242H112L110 244L111 246L109 245ZM218 242H219L220 245L218 244ZM232 242H233V244H232ZM245 242H246V244H245ZM34 243L36 244V246H35ZM43 243H45V244H43ZM103 243H105V244H103ZM162 243H163V246H162ZM174 243L175 244L177 243V246H175V245L172 246V244H174ZM185 243H187V244H185ZM240 243H241V245H240ZM38 244H40V245L38 246ZM100 244H101V246L99 247ZM183 244H185V245H183ZM193 244L197 245V246H194ZM52 245H53V247H52ZM102 245H104V246H102ZM233 245L236 247V249L235 248L233 249ZM63 246H64L65 249L67 248V246H68V248L69 247H71V248L73 247L72 248L73 251H74V249H76L74 251L75 253L70 251V248L69 249L67 248L68 251L63 249ZM86 246L88 247V249H87ZM240 246H241V249H238V248H240ZM40 247L41 248L43 247V248L41 249ZM103 247H107V248L104 249ZM173 247H175V248H173ZM178 247L180 249H182V248L183 249L179 251V249H177ZM222 247H225V248H222ZM229 247H231L232 249L229 248ZM29 248H31V249H29ZM36 248H40V249H36ZM58 248H59V250H58ZM242 248L245 249L246 252L249 251V250H251V251L247 252V255H245L244 250ZM52 249H54V250H52ZM101 249H102V251H101ZM107 249H109V252L111 250V252L109 253ZM14 250H15V253H14ZM44 250H46V251L44 252ZM64 250H65V252L67 251L66 253H68V252L69 253L68 254L64 253ZM191 250L193 251V253H192ZM236 250H238V251H236ZM241 250H242V255H241ZM33 251L34 252L36 251V252L34 253ZM51 251L53 252V254H52ZM103 251L104 252L106 251L107 253H103ZM215 251H216V253H215ZM255 251H256V253H255ZM21 252H23V253H21ZM37 252L38 253L41 252L43 255L42 256H41V254L38 255ZM250 252H254V253L251 254ZM63 253L65 255L61 256V254H63ZM235 253L240 254L239 255L240 258ZM59 254H60V256L58 257ZM193 254H194V256H193ZM32 255H33V257H32ZM223 255H224V257H223ZM255 255H257V256H255ZM259 255H260V257L257 258ZM19 256H21V257H19ZM37 256H40L42 258L38 259L39 257H37ZM43 256H46V257H43ZM48 256H49V259H48ZM173 256H175V257H173ZM235 256L236 257L238 256V259ZM242 256H245V257L242 258ZM34 257H35L36 260L33 259ZM51 257H52L53 262L56 261V260L57 261L54 262V263L52 261H49V260H51L50 259ZM56 257H58V258H56ZM60 257H61V259H60ZM246 257H247V259H246ZM248 257H250L251 259L248 258ZM8 258H9L10 261L8 260ZM19 258H20V260H19ZM16 259H18L19 261H16ZM37 259H38V261H37ZM199 259H201V260H199ZM39 260H41V261H39ZM180 260H182L181 263H180ZM197 260H199V263H198ZM1 261L3 263H1ZM33 261H35V262H33ZM11 264H14V263H11Z\"/></svg>",
    "mask_w": 264,
    "mask_h": 264
},
{
    "label": "bare ground",
    "instance_id": "6f19581e",
    "mask_svg": "<svg viewBox=\"0 0 264 264\" xmlns=\"http://www.w3.org/2000/svg\"><path fill=\"white\" fill-rule=\"evenodd\" d=\"M38 1H39V0H38ZM41 1H42V0H41ZM41 1H39V3H40ZM49 1H50V0H49ZM53 1H54V0H53ZM53 1L51 0V2H53ZM56 1H57V0H56ZM56 1H55V3H56ZM64 1H65V0H64ZM88 1H89V0H88ZM180 1H181V0H180ZM186 1H187V0H186ZM205 1H206V0H205ZM208 1H209V0H208ZM208 1H207V2H208ZM226 1H228V0H225V3H226ZM240 1H241V0H240ZM51 2H50V3H51ZM59 2H61V0H59ZM66 2H67V1H66ZM66 2H65V3H66ZM68 2H69V1H68ZM68 2H67L66 5H68ZM89 2H90V1H89ZM91 2H93V1H91ZM212 2H213V1H212ZM219 2L223 4L224 1H222V0H220V1H219V0H217V1L214 0V3H218V4H220ZM229 2H232V1H229ZM229 2H228V3H229ZM236 2H238V1H236ZM241 2H242V1H241ZM241 2H240V3H241ZM251 2H252V1H251ZM253 2H254V0H253ZM259 2H260V0H259ZM259 2H258V1L256 2V0H255V2H254V6H255V3H259ZM27 3H28V2H27ZM32 3H34V2H32ZM35 3H36V2H35ZM41 3H44V1L41 2ZM102 3H103V2H102ZM102 3H100V4H102ZM163 3H164V2H163ZM185 3H186V2H185ZM188 3H189V2H188ZM205 3H206V2H205ZM225 3H224V5H223L224 8H225V5H228L227 3H226V4H225ZM234 3H235V2H234ZM240 3H239V5H240ZM247 3L250 4L249 1H248V2L246 1V4H247ZM17 4H18V3H17ZM37 4H38V2H37L36 4H34V5H35L34 7L37 8V6H39V5H37ZM45 4H46V2H45ZM59 4H60V3H59ZM59 4H58V6H55V10H57V11H58V8H56V7H60V8H61V5H62V4H61V5H59ZM69 4H70V2H69ZM78 4H80V3L78 2ZM96 4H97V3H96ZM161 4H162V3H161ZM191 4H192L193 6L195 5V4H193V3H191ZM206 4H208V3H206ZM230 4L233 5V3H230ZM244 4H245V2L242 3V5H244ZM246 4H245V5H246ZM251 4H252V7H253V3H251ZM251 4L249 5V7H251ZM262 4H263V3H262ZM0 5H1V4H0ZM20 5H21V4H20ZM49 5H50V4H49ZM64 5H65V4H64ZM107 5H108V4H107ZM179 5H180V4H179ZM185 5H186V4H185ZM185 5H184V6H185ZM215 5H216V4H214V6H215ZM242 5H240V6H242ZM257 5H258V4H257ZM259 5H260V4H259ZM263 5H264V4H263ZM41 6H42V5H41ZM41 6H40V7H41ZM45 6H46V5H45ZM71 6H72V3H71ZM73 6H75V5H73ZM79 6H80V5H79ZM95 6H96V5H95ZM133 6H134V5H133ZM167 6H168V5H167ZM169 6H170V5H169ZM182 6H183V5H182ZM195 6L198 7L199 5H198V6L195 5ZM195 6H194V9L196 8ZM206 6H207V5H206ZM212 6H213V5H212ZM216 6H217V5H216ZM218 6H219V5H218ZM228 6L230 7L231 5H228ZM240 6H239V7H240ZM261 6H262V5H261ZM261 6H258V7L261 8ZM1 7H2V6H1ZM3 7H4V6H3ZM43 7H44V4H43ZM53 7H54V6H53ZM53 7H52V8H53ZM62 7H63V6H62ZM69 7H70V5H69ZM82 7H83V6H82ZM219 7H220V6H219ZM219 7H218V8H219ZM226 7H227V6H226ZM229 7H227V9H228ZM232 7H233V6H232ZM252 7H251V9L255 8V7H253V8H252ZM258 7L255 8L256 11H257V9H260V8H258ZM4 8H6V6H5ZM48 8H49V7H48ZM60 8H59V9H60ZM64 8H65V7H64ZM64 8H61L62 11H63ZM71 8L74 10V7H71ZM76 8H77V7H76ZM106 8H107V7H106ZM132 8H135V7H132ZM199 8H200V7H199ZM208 8H209V6H208ZM210 8H211V7H210ZM214 8H215V7H214ZM216 8H217V7H216ZM216 8H215V9H216ZM222 8H223V7H222ZM222 8H221V9H222ZM224 8H223V9H224ZM236 8H237V7H236ZM241 8H242V7H241ZM241 8H240V9H241ZM247 8H248V7H247ZM262 8H263V6H262ZM262 8H261V9H262ZM61 9H60V10H61ZM68 9H69L68 6H66V8L64 9L65 13H66V10H68ZM79 9H80V8H78V11H79ZM84 9H85V8H84ZM87 9H88V7H87ZM91 9H92V8H91ZM180 9H181V8H180ZM197 9H198V8H197ZM212 9H213V8H212ZM237 9H238V11H240L239 8H237ZM245 9H246V8H245ZM249 9H250V8H249ZM249 9H248V10H249ZM261 9H260V10H261ZM4 10H6V9H4ZM4 10H3V11H4ZM75 10H76V9H75ZM82 10H83V9H82ZM108 10H109V9H108ZM108 10H107V11H108ZM184 10H185V9H184ZM199 10H200V9H199ZM213 10H214V9H213ZM217 10H218V9H217ZM225 10H226V9H225ZM228 10H230V9H228ZM228 10H226V11H228ZM231 10H233V9H231ZM1 11H2V9H1ZM1 11H0V12H1ZM6 11L8 12V10H6ZM23 11H24V10H23ZM23 11L21 10V12H23ZM35 11H36V10H35ZM64 11H63V12H64ZM68 11H69V13H70V9H69ZM68 11H67V12H68ZM83 11L85 12L86 10H83ZM105 11H106V10H105ZM135 11H136V10H135ZM193 11H194V10H193ZM201 11H202V10H201ZM221 11H222V10H221ZM226 11H223V12H226ZM235 11H236V10H234V11H232V12H235ZM246 11H247V9H246ZM254 11H255V10H254ZM4 12H5V11H4ZM4 12H2V13H0V14H3ZM7 12H6V13H7ZM59 12L61 13V11H59ZM73 12H74V11H73ZM80 12H81V11H80ZM100 12H101V11H100ZM112 12H113V11H112ZM187 12H188V11H187ZM191 12H192V11H191ZM202 12H203V11H202ZM204 12H205V14H206V11H204ZM216 12H217V11H216ZM241 12L243 13V11H241ZM241 12H240V13H241ZM249 12H250V11H249ZM257 12H258V11H257ZM261 12H262V10L260 11V13H261ZM23 13L25 14V12H23ZM23 13H22V15H23ZM26 13H27V12H26ZM33 13H34V12H33ZM37 13H38V12H37ZM69 13H67V14H69ZM82 13H83V12H82ZM82 13H80V14H82ZM107 13H109V12H107ZM107 13H106V14H107ZM173 13H174V12H173ZM198 13H199V11H198ZM221 13H222V12H221ZM229 13H230V12H229ZM237 13H238V12H237ZM237 13H236V14H237ZM240 13H238V15H239ZM246 13H247V12H246ZM260 13H258V16H257V14L255 15L253 12H252L251 14H254V15L257 16V18H258ZM262 13H264V11H263ZM262 13H261V14H262ZM9 14H10V12H9ZM9 14H8V15H9ZM12 14H13V13H12ZM53 14H54V13H53ZM53 14H52V16H53ZM55 14H56V13H55ZM55 14H54V15H55ZM98 14H99V9H98ZM120 14H121V13H120ZM144 14H146V13H144ZM154 14H155V13H154ZM208 14H209V13H208ZM226 14H228V13H226ZM247 14H248V13H247ZM249 14H250V13H249ZM261 14H260V15H261ZM19 15H21V14H19ZM34 15H37V14L34 13ZM57 15H58V12H57ZM64 15H66V14H64ZM70 15L73 16L72 13H70ZM83 15H84V17H85V15H88V14H87V13H84V14H82V16H83ZM90 15H92V14L90 13ZM124 15H125V14L123 13V17H124ZM176 15H178V14H176ZM241 15H242V14H241ZM254 15H252V16H254ZM0 16H1V15H0ZM2 16L4 17V19H3V17H1V18H2L1 20H3V22H4V20H5V16H6V15L3 14ZM11 16H12V15H11ZM11 16L9 15L10 19H11ZM14 16L16 17V15H14ZM14 16H12V17L15 19ZM28 16H29V17H33V14H32V16L29 14ZM72 16H71V18H72ZM77 16H78V12H77ZM82 16H80V18H81ZM92 16H93V15H92ZM146 16H148V15H146ZM231 16H232V14H231ZM236 16H237V15H236ZM243 16H244V17H242V18H245V15H243ZM247 16H248V15H247ZM249 16H250V15H249ZM249 16H248L247 18H249ZM7 17H8V16H7ZM65 17H66V16H65ZM84 17H83V18H84ZM88 17L90 18V16H88ZM93 17H94V16H93ZM113 17H114V15H113ZM118 17H119V16H118ZM142 17H143V16H142ZM224 17H225V15H224ZM250 17H251V16H250ZM262 17H263V16H262ZM16 18H17V17H16ZM19 18H21V17H19ZM33 18H34V17H33ZM41 18H42V17H41ZM59 18H60V16L58 17V19H59ZM63 18H64V17H63ZM89 18H87V19H89ZM91 18H92V17H91ZM147 18H148V17H147ZM150 18H151V17H150ZM150 18H149V19H150ZM226 18H227V17H226ZM230 18H232V17H230ZM239 18H241V17H239ZM247 18H246V19H247ZM252 18L255 19L256 17H252ZM252 18H250V19L252 20ZM23 19H24V23H25V22H26V21H25V18H23ZM26 19H27V18H26ZM34 19H37V16H35ZM55 19H56V18H55ZM69 19H70V18H69ZM75 19H76V18H75ZM85 19H86V18H85ZM108 19H109V18H108ZM115 19H117V18H115ZM165 19H166V18H165ZM215 19H216V18H215ZM222 19H223V18H222ZM246 19H245V20H246ZM250 19H249V20H250ZM254 19H253V22H254V23L252 22L253 24H255V23H256L255 21L257 20V19H255V21H254ZM261 19H262V18H261V16H260V20H261ZM263 19H264V18H263ZM263 19H262V20H263ZM17 20H18L17 22H19V21L22 20V18H21V20L17 18ZM37 20H38V19H37ZM62 20L64 21V19H62ZM96 20L98 21V19H96ZM217 20H218V18H217ZM241 20H242V19H241ZM251 20H250V21H251ZM258 20H259V18H258ZM258 20H257L258 23H256V24H257L258 27H259L261 21H258ZM27 21H28V20H27ZM39 21H40V20H38L37 22L39 23ZM49 21H50V20H49ZM84 21H85V20H84ZM88 21H89V20H88ZM88 21H87V23H88ZM90 21H91V19H90ZM101 21H102V20H101ZM126 21H127V19H126ZM126 21H125V22H126ZM148 21H149V20H148ZM148 21H147V22H148ZM160 21H161V20H160ZM167 21H168V23H169L168 18H167ZM170 21H172V20L170 19ZM175 21H176V20H175ZM233 21H234V18H233ZM235 21H236V18H235ZM250 21H248V22L250 23ZM3 22H2V23H3ZM7 22H8V18H7ZM11 22L13 23L12 20H11ZM15 22H16V21H15ZM15 22H14V24H15ZM17 22H16V23H17ZM37 22H35V23H36V24H35V27H36V25H37ZM44 22H45V23L47 22L46 19H45ZM60 22H61V21H60ZM65 22H67V21H65ZM78 22H79V20H78ZM85 22H86V21H85ZM109 22H110V20H109ZM132 22H134V21H132ZM156 22H157V21H156ZM173 22H174V20L172 21V23H173ZM180 22H181V24H182V21H180ZM180 22L178 21L177 23H180ZM215 22H216V21H215ZM229 22H230V21H229ZM236 22H237V21H236ZM244 22H245V21H244ZM248 22H247V23H248ZM259 22H260V23H259ZM263 22H264V21H263ZM2 23H1V24H2ZM20 23H21V22H20ZM26 23H27V22H26ZM26 23H25V24H26ZM28 23H29V22H28ZM32 23H33V20H32ZM32 23H31V25L33 26ZM40 23H41V22H40ZM40 23L38 24V27H40ZM51 23H52V22L50 21V24H51ZM63 23H64V22H62L61 24H63ZM75 23L77 24V22H75ZM80 23H82V22H80ZM90 23H91V22H90ZM90 23H89V25H90ZM110 23H111V22H110ZM120 23H121V22H120ZM128 23H129V22H127V24H128ZM174 23H175V22H174ZM183 23H184V22H183ZM186 23H187V22H186ZM222 23H223V22H221V24H222ZM237 23H238V22H237ZM239 23H240V22H239ZM3 24H5V23H3ZM21 24H23V23H21ZM21 24H20V25H21ZM42 24H43V22H42ZM46 24H47V23H46ZM46 24H43V25L46 26ZM50 24H49V25H50ZM54 24H55V23H54ZM65 24H66V23H65ZM69 24H70V23H68V25H69ZM84 24H85V23H84ZM95 24H96V23H95ZM99 24H100V22H99ZM112 24H113V23H112ZM129 24H130V23H129ZM159 24H160V23H159ZM216 24H217V23H216ZM231 24H232V23H231ZM241 24H242V22H241ZM253 24H252V25H253ZM7 25H9V26H8V27H5V28L12 27V26H10V23H9V24L7 23ZM18 25H19V24H18ZM18 25H17V26H18ZM47 25H48V24H47ZM86 25H87V24H86ZM86 25H85V26H86ZM91 25L94 26V18H93V21H92ZM96 25H97V24H96ZM148 25H149V24H148ZM169 25H170V24H169ZM173 25H174V24H173ZM176 25H177V24H176ZM176 25H174V27H175ZM184 25H185V24H184ZM184 25H183V26H184ZM232 25H234V24H232ZM238 25H239V24H238ZM246 25H247V24H246ZM246 25H242V26H244V29L247 28V27H245ZM23 26L25 27V25H23ZM23 26H22V27H23ZM27 26H28V25H26V27H27ZM53 26H54V25H53ZM58 26H59V25H58ZM76 26H77V25H76ZM78 26H79V25H78ZM102 26H103V24H102ZM117 26H118V25H117ZM120 26H121V25H119V28H120ZM151 26H152V25H151ZM153 26H154V25H153ZM171 26H172V24H171ZM179 26H181V25H179ZM200 26H202V25H200ZM225 26H226V24H225ZM254 26H255V25H254ZM260 26H262V24H261ZM2 27H4V26H1V25H0V28H2ZM20 27H21V26H20ZM26 27H25V28H26ZM42 27H43V26H42ZM54 27H57V25H55ZM59 27H61V25H60ZM62 27H64V26H62ZM100 27H101V26H99V28H100ZM105 27H106V26H105ZM159 27H160V26H159ZM176 27H177V26H176ZM187 27H188V26H187ZM187 27H186V25H185V28H187ZM248 27H249V26H248ZM263 27H264V25H263ZM263 27H262V28H263ZM14 28H16L15 25H14V27H13V30H14ZM28 28L30 29V27H28ZM43 28H44V27H43ZM43 28H42V30H41V27H40V31H43ZM76 28H77V27H76ZM76 28H75V29H76ZM78 28H79V27H78ZM80 28H81V27H80ZM80 28H79V29H80ZM83 28H85V27H83ZM87 28H88V27H87ZM101 28H102V27H101ZM153 28H154V27H153ZM162 28H163V27H162ZM179 28H181V27H179ZM227 28H229V29H233L232 27H231V28L228 27V25H227ZM236 28H237V27H236ZM17 29L19 30L18 27H17ZM31 29H32V28H31ZM37 29H38V28H36V30H37ZM47 29L50 30L51 28L49 29V27H48ZM64 29H65V27H64ZM93 29H94V28H93ZM123 29H124V28H123ZM126 29H127V28H126ZM134 29H135V28H134ZM183 29H184V28H183ZM183 29H182V30H183ZM200 29L203 30V28H200ZM250 29H252V28H250ZM263 29H264V28H263ZM2 30H3V29H2ZM2 30H0V32H1ZM7 30H9V29H7ZM18 30H17V32H18ZM27 30H28V29H27ZM44 30H45V28H44ZM76 30H77V29H76ZM91 30H92V29H91ZM97 30H98V29H97ZM104 30H105V28H104ZM113 30H114V29H113ZM113 30H112V31H113ZM124 30H125V29H124ZM145 30H147V29H145ZM157 30H158V29H157ZM202 30H201V31H202ZM204 30H205V29H204ZM239 30H240V29H238V31H239ZM241 30H242V29H241ZM252 30H253V29H252ZM261 30H262V29H261ZM9 31H11V30H9ZM9 31H8V32H9ZM20 31H21V30H20ZM20 31H19V32H20ZM24 31H25V30H24ZM93 31H94V30H93ZM105 31H106V30H105ZM116 31H117V30H116ZM126 31H127V30H126ZM135 31H136V30H135ZM150 31H151V30H150ZM152 31H153V30H152ZM159 31H160V29H159ZM164 31H166V30H164ZM187 31H188V30H187ZM198 31H199V33L201 32L200 30H198ZM205 31H206V30H205ZM208 31H209V30H208ZM208 31H207V32H208ZM232 31H233V30H232ZM232 31H231V32H232ZM238 31L236 30V32H238ZM253 31H254V30H253ZM259 31H260V29H259ZM17 32H16V33H17ZM21 32H23V31H21ZM35 32H37V31H35ZM44 32H46V30H45ZM44 32H43V33H44ZM84 32H85V31H84ZM87 32H88V31H87ZM131 32H132V31H131ZM167 32H168V31H166V33H164V35H165V34L169 35L170 32H169V33H167ZM175 32H176V30H175ZM181 32H182V31H181ZM196 32H197V31H196ZM212 32H213V31H212ZM233 32H235V29H234ZM241 32H242V31H241ZM243 32H245V30H244ZM249 32H251V30H250ZM263 32H264V31H263ZM2 33H3V32H2ZM5 33H6V31H5ZM10 33H13V32H10ZM23 33H24V32H23ZM27 33H28V32H27ZM48 33H49V32H48ZM132 33H133V32H132ZM159 33H160V32H159ZM161 33H162V31H161ZM161 33H160V35H161ZM173 33H174V32H172V35H174ZM177 33H178V32H177ZM185 33H186V32H185ZM188 33H189V32H188ZM188 33H187V34H188ZM190 33H191V32H190ZM192 33H193V32H192ZM192 33H191V35L194 34V33H193V34H192ZM202 33H204V32L202 31ZM255 33H257L256 30H255ZM17 34H18V33H17ZM17 34H16V35L14 34V36H17ZM25 34H26V33H24L23 36H25ZM37 34H39V33H37ZM41 34H42V32H41ZM49 34H50V33H49ZM52 34H53V33H52ZM57 34H58V33H57ZM111 34H112V33H111ZM113 34H114V33H113ZM123 34H124V33H123ZM125 34H126V33H125ZM144 34H145V32H144ZM154 34H155V33H154ZM162 34H163V33H162ZM170 34H171V33H170ZM197 34H198V32L196 33V35H197ZM205 34H207V33L205 32ZM209 34H210V33H209ZM209 34H208L207 37H205V39L208 38V37H210ZM213 34H215V33H213ZM231 34H232V33H231ZM249 34H250V33H249ZM249 34H248V36L250 37V36L252 35V33H251V35H249ZM253 34H254V32H253ZM259 34H261V32H259ZM3 35H4V34H3ZM3 35H2V36H3ZM20 35H21V33H20ZM26 35H27V34H26ZM43 35H44V34H43ZM45 35H46V34H45ZM54 35H55V34H54ZM60 35H61V34H60ZM70 35H71V34H70ZM73 35L76 36L75 34H73ZM96 35H97V34H96ZM129 35H130V34H129ZM152 35H153V34H152ZM160 35H159V36H160ZM167 35H166V37H167ZM181 35H182V34H181ZM198 35H199V34H198ZM200 35H201V33H200ZM223 35H224V34H223ZM236 35H239V33L236 34ZM241 35H242V34H241ZM254 35L256 36V34H254ZM254 35H253V37H254ZM261 35H262V34H261ZM5 36H6V35H5ZM10 36H11V34H10ZM14 36L12 35V36H11V39H14V38H12V37H14ZM18 36H19V34H18ZM28 36H29V35H28ZM30 36H31V35H30ZM40 36H41V35H40ZM48 36H49V35H48ZM51 36H52V35H51ZM55 36H57V35H55ZM58 36H59V34H58ZM58 36H57V37H58ZM65 36H66V35H64V37H65ZM79 36L81 37V35H79ZM84 36H85V35H84ZM84 36L82 35V37H84ZM101 36H102V35H101ZM139 36H140V35H139ZM157 36H158V35H157ZM159 36H158V37H159ZM170 36H171V35H170ZM193 36H194V35H193ZM211 36H212V35H211ZM257 36H258V34H257ZM0 37H1V36H0ZM7 37H9V36H6V38H7ZM31 37H32V36H31ZM35 37H37V36H35ZM42 37H43V36H42ZM52 37H53V36H52ZM52 37H51V38H52ZM60 37H61V36H60ZM62 37H63V36H62ZM62 37H61V38H62ZM67 37H68V36H67ZM82 37H81V39H83ZM160 37H161V36H160ZM164 37H165V36H163V38H164ZM178 37H180V36H178ZM202 37H204V36L201 35V38H202ZM263 37H264V34H263ZM6 38L4 39L5 42H6ZM17 38H18V39L20 38L19 41L22 40L21 42H23V40H26V39H27L26 36H25V39H24V38L22 37V35H21V37H17ZM21 38H23V39H21ZM28 38H29V37H28ZM44 38H45V37H44ZM48 38H49V37H48ZM61 38H58V39H61ZM77 38H78V37H77ZM85 38H86V37H85ZM144 38H147V36L144 37ZM161 38H162V37H161ZM174 38H175V36H174ZM184 38H185V37H184ZM217 38H218V37H217ZM240 38H241V37H240ZM259 38H260V36H259ZM259 38H258V39H259ZM1 39H2V38H1ZM29 39H30V38H29ZM32 39H33V37H32ZM32 39H31V40H32ZM38 39H39V38H38ZM41 39H42V38H41ZM41 39H40V40H41ZM55 39H56V38H55ZM70 39H71V37L68 39V40H69V43H70ZM72 39H73V38H72ZM75 39H76V38H75ZM177 39H178V38H177ZM179 39H182V36H181V38H179ZM179 39H178V40H179ZM197 39H199V38H197ZM205 39H204L202 42L205 43ZM222 39H223V38H222ZM222 39H221V40H222ZM9 40H10V39H9ZM15 40H16V38H15ZM27 40H28V39H27ZM27 40H26V41H27ZM35 40H36V39H35ZM35 40H34V41H35ZM42 40H43V39H42ZM56 40H57V39H56ZM61 40H63V39H61ZM64 40H67V38L64 39ZM84 40H85V39H84ZM132 40H133V39H132ZM152 40H153V39H152ZM152 40H151V41H152ZM155 40H156V39H155ZM155 40H153V41H155ZM172 40H173V36H172ZM190 40H191V39H190ZM206 40H207V39H206ZM221 40H219V42H221ZM245 40H248V38L245 37ZM0 41H3V39L0 40ZM10 41H11V40H10ZM26 41H25V42H26ZM37 41L39 42V40H37ZM46 41H48V40H46ZM46 41H45V44H46ZM53 41H54V40H53ZM57 41H58V40H57ZM57 41H55V42H57ZM81 41H82V40H81ZM81 41H79V42H81ZM89 41H90V40H89ZM89 41H88V42H89ZM181 41H182V40H181ZM193 41H194V40H193ZM197 41H200V40H197ZM222 41H223V40H222ZM262 41H264V40H262ZM42 42H43V41H42ZM42 42H41V43H42ZM59 42H60V40H59ZM59 42H58V44H60ZM67 42H68V41H67ZM71 42H72V41H71ZM75 42L78 43L77 40H75ZM75 42H74V44H75ZM84 42H87V40L84 41ZM155 42H156V41H155ZM157 42H158V41H157ZM176 42H177V41H176ZM178 42H179V41H178ZM186 42H187V41H186ZM188 42H189V41H188ZM215 42H218V40H217V41L215 40ZM219 42H218V43H219ZM248 42H249V40H248ZM250 42H251V41H250ZM7 43H8V42H7ZM39 43H40V42H39ZM47 43H48V42H47ZM50 43H51V42H50ZM50 43H49V45H50ZM52 43H53V42H52ZM52 43H51V44H52ZM63 43H64V42H63ZM65 43H66V42H65ZM81 43H82V42H81ZM81 43H79V44H81ZM89 43H90V42H89ZM92 43H93V42H92ZM92 43H91V44H92ZM94 43H95V41H94ZM152 43H153V42H152ZM158 43H159V42H158ZM167 43L169 44V42H167ZM191 43H192V42H191ZM228 43H229V42H228ZM258 43H259V42H258ZM0 44H1V43H0ZM53 44H55V43H53ZM72 44H73V43H72ZM82 44H83V43H82ZM84 44H85V46H88V45H86V43H84ZM84 44H83V45H84ZM98 44H99V43H98ZM176 44H177V43H176ZM179 44H180V43H179ZM179 44H178V45H179ZM181 44H182V42H181ZM186 44H187V43H186ZM195 44H197V43H194V46H195ZM207 44H208V43H207ZM236 44H237V43H236ZM246 44H247V43H246ZM248 44H249V43H248ZM248 44H247V45H248ZM251 44H252V42H251ZM1 45H2V44H1ZM7 45L9 46V44H7ZM35 45H36V44H35ZM64 45H65V44H64ZM68 45H69V44H68ZM96 45H97V44H96ZM137 45H138V44H137ZM170 45H171V43H170ZM170 45H169V47L172 46V45H171V46H170ZM188 45H189V44H188ZM191 45H192V44H191ZM198 45H200V44H198ZM198 45H197V46H198ZM202 45H203V43H202ZM210 45H211V44H210ZM213 45H214V44H213ZM254 45H255V44H254ZM256 45H257V43H256ZM261 45H262V43H261ZM8 46H7V47H8ZM37 46H38V45H37ZM55 46H57V45L55 44V45H54V48H55ZM66 46H67V45H66ZM73 46H75V45H73ZM163 46H164V45H163ZM203 46H204V45H203ZM205 46H206V44H205ZM214 46H216V45H214ZM214 46H213V47H214ZM259 46H260V45H259ZM2 47H4V44L2 45ZM48 47H49V46H48ZM50 47L52 48V45H51ZM57 47H58V46H57ZM59 47H61V46H59ZM68 47L70 48V46H68ZM68 47H67V48H68ZM71 47H72V46H71ZM76 47H77V49H79V48H78V47H79L78 45H77ZM81 47H82V46H81ZM81 47H80V48H81ZM97 47H98V45H97ZM127 47H128V46H127ZM145 47H146V46H145ZM145 47H144V48H145ZM154 47H155V46H154ZM173 47H175V43L173 44V46H172L171 48H173ZM186 47H187V46H186ZM198 47H199V46H198ZM211 47H212V46H211ZM217 47H218V45H217ZM0 48H1V46H0ZM62 48H63V46H62ZM67 48H66V51H67ZM144 48H143V50H144ZM178 48H179V46H178ZM182 48H183V47H182ZM205 48H206V47H205ZM218 48H219V47H218ZM220 48H221V47H220ZM232 48H233V47H232ZM251 48H252V47H251ZM260 48H261V47H260ZM263 48H264V45L262 46V49H263ZM1 49H2V48H1ZM8 49H9V48H8ZM14 49H15V48H14ZM28 49H29V48H28ZM60 49H61V48H59V50H60ZM72 49H75V48H72ZM72 49H71V50H72ZM77 49H76V50H77ZM86 49H87V48H86ZM86 49H84V50H86ZM92 49H94V47H93ZM92 49H91V48L89 49V47H88V51H89V50H92ZM95 49H96V48H95ZM104 49H105V48H104ZM141 49H142V48H141ZM162 49H163V48H162ZM164 49H165V48H164ZM195 49H196V48H195ZM202 49H203V48H202ZM208 49H209V48H208ZM208 49H207V52H208ZM224 49H225V48H224ZM4 50H5V49H4ZM4 50H3V51H4ZM6 50H7V49H6ZM12 50H13V49H12ZM12 50H11V52H12ZM57 50H58V48H57ZM64 50H65V49H64ZM68 50H69V49H68ZM80 50H82V49H80ZM84 50H83V52H84ZM97 50H98V49H97ZM102 50H103V49H101V51H102ZM176 50L178 51V49H176ZM191 50H192V49H191ZM209 50L212 51V49H209ZM252 50H253V49H252ZM258 50H259V49H258ZM19 51H20V50H19ZM72 51H73V50H72ZM72 51H71V52H72ZM86 51H87V50H86ZM93 51H94V50H93ZM98 51H100V48H99ZM172 51H174V50L172 49ZM73 52H74V51H73ZM80 52H81V51H80ZM83 52H82V54H83ZM95 52H96V51H95ZM104 52L106 53V51H104ZM169 52H170V51H169ZM197 52H198V51H197ZM205 52H206V51H205ZM217 52H218V51H217ZM227 52H228V51H227ZM1 53H3V52H1ZM1 53H0V54H1ZM7 53H8V52H7ZM7 53H6V55H7ZM18 53H19V52H18ZM58 53H59V52H58ZM77 53H78V52H77ZM88 53H89V52H88ZM90 53H91V52H90ZM96 53H97V52H96ZM160 53H161V52H160ZM177 53H180V51L177 52ZM209 53H211V52H209ZM212 53H213V52H212ZM8 54L10 55V53H8ZM12 54H14V53H11V55H12ZM21 54H22V52H21ZM92 54H93V53H92ZM92 54H91V56H92ZM110 54H111V53H110ZM134 54H135V53H134ZM164 54H165V53H164ZM197 54H198V53H197ZM199 54H200V53H199ZM199 54H198V55H199ZM214 54H216V53H214ZM226 54H227V53H226ZM229 54H230V53H229ZM1 55H4V54H1ZM11 55H10V56H11ZM15 55H16V54H15ZM15 55H12V56L14 57ZM75 55H77V54H75ZM85 55H86V54H85ZM87 55H88V54H87ZM93 55H94V54H93ZM95 55H96V56H94V57H98V56L101 55V54H99L98 56H97V54H95ZM106 55H108V54L106 53ZM112 55H113L114 57H116L114 54H112ZM112 55H111V56H112ZM187 55H188V54H187ZM230 55H231V54H230ZM10 56H8V57H10ZM18 56H19V55H18ZM88 56H90V55H88ZM104 56H105V54H104ZM191 56H192V55H191ZM3 57H5V56H3ZM20 57H21V56H20ZM20 57H19V58H20ZM72 57H73V56H72ZM79 57L84 59V57H82V56H79ZM99 57H101V56H99ZM161 57H162V56H161ZM166 57H167V56H166ZM196 57H197V56H196ZM217 57H218V56H217ZM225 57H226V56H225ZM5 58H6V57H5ZM5 58H4V59H5ZM11 58H12V57H11ZM11 58H8V59L10 60ZM88 58H89V57H88ZM105 58H106V57H105ZM105 58H104V59H105ZM107 58H108V56H107ZM107 58H106V59H107ZM109 58H111V57H109ZM109 58H108V59H109ZM177 58H178V57H177ZM186 58H187V57H186ZM192 58H193V57H192ZM232 58H233V57H232ZM2 59H3V58H2ZM23 59H25V58H23ZM27 59H28V58H27ZM51 59H52V58H51ZM65 59H66V58H65ZM74 59H75V58H74ZM85 59H87V58H85ZM85 59H84V60H85ZM102 59H103V58H102ZM106 59H105V60H106ZM113 59H114V58H113ZM151 59H152V58H151ZM162 59H163V58H162ZM211 59H212V58H211ZM221 59H222V58H221ZM229 59H230V58H229ZM28 60H29V59H28ZM28 60H27V62H28ZM36 60H38V59H36ZM76 60H77V59H76ZM80 60H81V59H80ZM99 60H100V59H99ZM114 60H115V59H114ZM119 60H121V58H119ZM216 60H217V59H216ZM222 60H223V59H222ZM1 61L3 62V60H0V62H1ZM5 61H6V60H5ZM11 61H12V60H11ZM18 61L20 62L21 60H18ZM23 61H24V60H23ZM30 61H31V59H30ZM30 61H29V64H30V67H31V63H30ZM81 61H83V60H81ZM103 61H104V60H103ZM107 61H108V60H107ZM109 61L112 62L111 59H109ZM109 61H108V62H109ZM116 61H117V60H116ZM121 61H122V60H121ZM152 61H153V60H152ZM13 62H15V61L13 60ZM19 62H18V64H21V62H20V63H19ZM25 62H26V61H25ZM25 62H24V63L22 62V63L25 64ZM40 62H41V61H40ZM66 62H67V61H66ZM83 62H84V61H83ZM89 62H92V60L89 61ZM105 62H106V61H105ZM108 62H107V63H108ZM113 62H114V61H113ZM113 62H112V63H113ZM119 62H120V61H119ZM155 62H156V61H155ZM164 62H165V60H164ZM164 62H163V63H164ZM7 63H8V66H9V62H6V63L4 62L3 64H5V66H6ZM15 63H16V62H15ZM42 63H43V62H42ZM42 63H41V64H42ZM69 63H70V62H69ZM80 63H81V62H80ZM85 63L87 64V62H85ZM93 63H94V61H93ZM112 63H111V64H108V66H109V65H113ZM122 63H123V61H122ZM158 63H159V62H158ZM221 63H222V62H221ZM12 64L14 65V63H12ZM26 64H27V63H26ZM32 64H33V63H32ZM36 64H39V63L37 62ZM41 64H39V67H40ZM63 64H64V63H63ZM70 64H71V63H70ZM96 64H97V63L95 62V65H96ZM100 64H101V63H100ZM124 64H125V61H124ZM154 64H155V63H154ZM13 65H12V66H13ZM102 65H103V64H102ZM104 65H106V64H104ZM116 65H117V64H116ZM125 65H127V63H126ZM132 65H133V64H132ZM148 65H149V64H148ZM152 65H153V64H152ZM152 65H151V66H152ZM156 65H157V64H156ZM156 65H155V67H156ZM169 65H170V64H169ZM209 65H210V64H209ZM223 65H224V64H223ZM18 66H19V65H18ZM21 66H22V65H21ZM24 66H26V65H24ZM32 66H33V65H32ZM34 66H35V64H34ZM50 66H51V65H50ZM52 66H53V65H52ZM119 66H120V65H119ZM16 67H17V66H16ZM26 67H27V66H26ZM37 67H38V65H36V68H37ZM47 67H49V66H47ZM60 67H61V66H60ZM96 67H97V65H96ZM104 67H105V66H104ZM110 67H111V66H110ZM128 67H129V66H128ZM212 67H213V66H212ZM12 68H13V67H12ZM23 68H24V67H23ZM31 68H33V67H31ZM45 68H46V67H45ZM54 68H55V67H54ZM57 68H58V67H57ZM57 68H56V69H57ZM75 68H76V67H75ZM106 68H107V66H106ZM125 68H126V67H125ZM130 68H131V67H130ZM130 68H129V69H130ZM134 68H135V67H134ZM134 68H133V69H134ZM152 68H153V66H152ZM152 68H151V69H152ZM157 68H158V67H156L155 69L157 70ZM188 68H189V67H188ZM255 68H256V67H255ZM0 69H1V66H0ZM15 69L18 70V68H15ZM21 69H22V67H21ZM26 69H28V68H26ZM48 69L51 70L50 67H49ZM61 69H62V68H60L59 70H61ZM71 69H72V68H71ZM84 69H85V68H84ZM87 69H88V67H87ZM99 69H100V67H99ZM111 69H112V68H111ZM119 69H120V68H119ZM160 69H161V68H160ZM224 69H225V68H224ZM6 70H7V69H6ZM11 70H13V69H11ZM11 70H10V71H11ZM16 70H15V71H16ZM19 70H20V68H19ZM34 70H35V68H34ZM38 70H39V69H38ZM41 70L43 71V73L45 72L43 69H41ZM41 70H40V72H41V73H40V77H43V75H44L45 73L42 75V71H41ZM63 70H64V69H63ZM120 70H121V69H120ZM126 70H127V69H126ZM137 70L139 71V68H138ZM153 70H154V69H153ZM203 70H204V69H203ZM4 71H5V70H4ZM10 71H9V72H10ZM15 71H14V72H15ZM24 71H25V69H24L22 72H24ZM28 71H29V70H28ZM28 71H27V73H29ZM53 71H54V70H53ZM61 71H62V70H61ZM131 71H132V70H131ZM159 71H160V70H159ZM198 71H199V70H198ZM22 72H19V71L17 72V71H16V73H21V74H22ZM30 72H32V71L30 70ZM33 72H34V71H33ZM33 72H32V73H33ZM35 72H36V71H35ZM56 72H59V71L55 70V73H56ZM63 72L66 73L67 71H66V72L63 71ZM63 72H61V73L59 72V74H62ZM68 72H69V71H68ZM74 72H75V71H74ZM74 72H73V73H74ZM110 72H111V71H110ZM127 72H128V71H127ZM142 72H143V71H142ZM156 72H158V71H156ZM163 72H164V71H163ZM163 72H162V73H163ZM222 72H224V70H222ZM16 73H15V74H16ZM25 73H26V72H25ZM50 73H51V72H50ZM55 73H54V75H55ZM64 73H63V74H64ZM120 73H121V72H120ZM132 73H133V72H132ZM132 73H131V74H132ZM149 73H150V72H149ZM152 73L156 74L155 71L152 72ZM159 73H161V72H159ZM12 74H13V73H12ZM34 74H36V73H34ZM51 74H52V73H51ZM56 74H57V73H56ZM63 74L61 75L62 77H63ZM77 74H78V73H77ZM129 74H130V73H129ZM134 74L136 75V73H134ZM140 74H141V73H140ZM146 74H147V72H146ZM146 74H145V75H146ZM0 75H1V73H0ZM6 75H7V73H6ZM6 75H5V76L3 75V76L6 77ZM10 75H11V74H10ZM37 75H38L37 77H39V72H38ZM41 75H42V76H41ZM47 75H48V73H47ZM49 75H50V74H49ZM52 75H53V74H52ZM69 75H70V74H69ZM74 75H75V74H74ZM148 75H149V74H148ZM148 75H147V77H148ZM1 76H2V75H1ZM1 76H0V78L3 77V76H2V77H1ZM13 76H14V75H13ZM13 76L11 75V79H12ZM30 76H31V73H30ZM30 76H29V77H30ZM32 76H33V75H32ZM32 76H31V78H32ZM44 76H45V75H44ZM50 76H51V75H50ZM78 76H79V74H78ZM123 76H124V75H123ZM141 76H142V75H141ZM141 76H140V77H141ZM149 76H150V75H149ZM157 76H158V75H157ZM4 77H3V78H4ZM7 77H10V76H7ZM7 77H6V79L9 80V78H7ZM14 77H15V76H14ZM16 77L18 78L19 76H16ZM20 77H21V78H22V77H25V75H23V76L20 75ZM37 77H36V78H37ZM48 77H49V76H48ZM52 77H53V76H52ZM56 77L58 78L59 76H55L54 78H56ZM66 77H67V76H66ZM69 77H70V76H69ZM79 77H80V76H79ZM137 77H139V76H137ZM158 77H159V76H158ZM161 77H162V74H161ZM227 77H228V76H227ZM31 78H29V79H31ZM34 78H35V77H34ZM49 78H50V77H49ZM72 78H73V77H72ZM125 78H126V77H125ZM156 78H157V77H156ZM23 79H24V78H22L21 80H23ZM32 79H33V78H32ZM73 79H74V78H73ZM87 79H88V78H87ZM112 79H113V78H112ZM139 79H140V78H139ZM149 79L151 80L150 77H149ZM165 79H166V76H165ZM168 79H169V78H168ZM181 79H182V78H181ZM224 79H225V78H224ZM227 79H228V78H227ZM227 79H226V80H227ZM4 80H5V79H3L2 81L4 82ZM8 80H6V81H8ZM13 80H14V79H13ZM17 80H18V79H17ZM38 80H40V79H38ZM42 80H43V78H42ZM50 80H51V82L53 83L52 79H49L48 81L46 80V82H49ZM54 80H55V79H54ZM61 80H62V79H61ZM65 80H66V81H69V80H71V79L69 78V80H68V78H67V79H65ZM159 80L161 81V79H159ZM166 80H167V79H166ZM166 80H165V81H166ZM179 80H180V79H179ZM235 80H236V79H235ZM2 81H1V82H2ZM18 81H19V80H18ZM25 81H28V82H29V80H27V79H25ZM75 81H77V79H76ZM80 81H81V80H80ZM146 81H149V80L147 79ZM151 81H152V80H151ZM162 81H163V80H162ZM207 81H208V80H207ZM233 81H234V79H233ZM3 82H2V83H3ZM12 82H13V81H12ZM41 82H43V81H41ZM46 82H45L44 85H45V86H46V85L48 86V83L46 84ZM55 82H56V81H55ZM55 82H54V83H55ZM64 82H65V81H64ZM81 82H82V81H81ZM81 82H80V83H81ZM88 82H89V81H88ZM153 82H154V81H153ZM168 82H169V80H168ZM226 82H227V81H226ZM4 83H5V82H4ZM4 83H3V84H4ZM7 83H8V82H7ZM7 83H6L5 85H6V87L9 89V87L7 86ZM13 83H14V82H13ZM35 83H36V82H35ZM43 83H44V82H43ZM49 83H50V82H49ZM57 83H58V82H56V84H57ZM71 83H72V85H73L74 82H71ZM99 83H100V82H99ZM99 83H97V84H99ZM3 84H2V86H3ZM17 84H18V83H17ZM22 84H23V83H22ZM25 84H26V83H25ZM56 84H55V86H57ZM60 84H61V82H60ZM60 84H58V85H60ZM63 84H64V83H63ZM67 84H68V83H67ZM82 84H83V83H82ZM82 84H78V85L82 86ZM94 84H95V82H94ZM94 84H92V86H93ZM97 84H95V86H97ZM155 84H156V83H155ZM160 84H162V82H161ZM168 84H169V83H168ZM14 85H16V84H14ZM19 85H20V84H19ZM23 85H24V84H23ZM35 85H36V84H35ZM35 85L33 84V86H35ZM44 85H43V86H44ZM76 85H77V84H76ZM106 85H107V84H106ZM106 85H105V86H106ZM29 86H31V87L33 88L32 83H30ZM38 86H39V85H38ZM61 86H62V85H61ZM68 86H69V85H68ZM83 86H84V85H83ZM88 86H89V85H88ZM95 86H94V87H95ZM98 86H99V85H98ZM98 86H97V87H98ZM100 86H101V84H100ZM100 86H99V87H100ZM169 86H170V85H169ZM234 86L236 87V85H234ZM0 87H1V86H0ZM17 87H18V86L16 85V88H14V89H17ZM19 87H22V85H20ZM19 87H18V88H19ZM23 87H25V86H23ZM31 87H30V88H31ZM35 87H36V86H35ZM84 87H85V86H84ZM84 87H81V88H84ZM94 87H92V89H93ZM107 87H108V86H107ZM109 87H110V85H109ZM114 87H115V86H114ZM260 87H261V86H260ZM3 88H4V87H3ZM25 88H26V87H25ZM27 88L30 89L29 87H27ZM27 88H26V89H27ZM32 88H31V89H32ZM49 88H50V87H49ZM53 88H54V87H53ZM58 88H61V87H58ZM182 88H183V87H182ZM12 89H13V87H12ZM21 89H23V88H21ZM55 89H56V88H55ZM61 89H63V88H61ZM66 89H67V87H66ZM77 89H78V88H77ZM77 89H76V90H77ZM85 89H86V88H85ZM85 89H84V90H85ZM94 89H95V88H94ZM94 89H93V91H97V89H95V90H94ZM100 89H101V87H100ZM100 89H99V91H100ZM107 89H108V88H107ZM242 89H243V87H242ZM1 90H2V89L0 88V91H1ZM3 90H5V89H3ZM9 90H10V89H9ZM32 90H34V89H32ZM40 90H41V89H40ZM69 90H70V88L68 89V91H69ZM81 90H82V89H81ZM87 90H88V89H87ZM90 90H91V88H90ZM90 90H89V91H90ZM101 90H102V89H101ZM104 90H105V89H104ZM108 90H110V89H108ZM108 90H107V91H108ZM215 90H216V89H215ZM27 91H28V90H27ZM41 91H42V90H41ZM41 91H40V92H41ZM68 91H67V92H68ZM102 91H103V90H102ZM102 91H101V92H102ZM105 91H106V90H105ZM111 91H112V90H111ZM169 91H171V88L169 89ZM211 91H212V90H211ZM247 91H248V90H247ZM3 92H4V91H3ZM17 92H19V91H17ZM38 92H39V91H38ZM38 92H37L36 94H38ZM44 92H45V91H44ZM47 92H48V91H47ZM62 92H63V91H62ZM71 92H72V91H71ZM80 92H81V91H80ZM87 92H88V91H87ZM91 92H92V91H91ZM195 92H196V91H195ZM223 92H224V91H223ZM245 92H246V91H245ZM10 93H12V91H11ZM22 93H24V92H22ZM22 93L20 92L19 94L21 95ZM27 93H30V92H27ZM27 93H26V94H27ZM32 93H33V92H31V94H32ZM41 93H42V92H41ZM95 93H96V92H95ZM95 93H93V94H95ZM103 93H104V92H102L101 94H103ZM109 93H111V92L108 91V94H109ZM112 93H113V91H112ZM116 93H117V91H116ZM116 93H115V90H114V94H115L114 97H116V96L118 95V94L116 95ZM234 93H235V92H234ZM262 93H263V92H262ZM0 94H3V93L0 92ZM4 94H5V92H4ZM4 94H3V96H4ZM16 94H17V93H15V95H14V94H13V95L16 96ZM34 94H35V93H34ZM47 94H48V93H47ZM97 94H98V91H97ZM119 94H120V93H119ZM128 94H129V93H128ZM191 94H192V93H191ZM196 94H197V93H196ZM243 94H244V93H243ZM6 95H7V93H6ZM8 95H9V93H8ZM10 95H11V94H10ZM40 95H41V94H40ZM44 95H45V94H44ZM55 95H56V94H55ZM55 95H54V96H55ZM70 95H71V94H70ZM75 95H76V94H75ZM103 95H104V94H103ZM192 95H193V94H192ZM232 95H233V93H232ZM259 95L261 96L260 93H259ZM0 96H2V95H0ZM31 96H32V95H31ZM37 96H38V95H37ZM48 96H49V95H48ZM48 96H47V97H48ZM77 96H78V95H77ZM104 96H105V95H104ZM104 96H103V97H104ZM196 96H197V95H196ZM235 96H236V95H235ZM239 96H241V93H240ZM244 96H245V95H244ZM6 97H7V96H6ZM20 97H21V96H20ZM35 97H36V95H35ZM38 97H39V96H38ZM40 97H43V96H40ZM44 97H46V95H45ZM44 97H43V98H44ZM64 97H65V95H64ZM71 97H72V96H71ZM106 97H107V96H106ZM110 97H111V96H110ZM174 97H176V96H174ZM257 97H258V96H257ZM261 97H262V96H261ZM4 98H5V97H4ZM4 98H2V99L4 100ZM10 98H11V97H10ZM10 98H9V99H10ZM14 98H16V97H14ZM14 98H13V100H14ZM18 98H19V95H18ZM24 98H25V97H24ZM24 98L22 99V97H21L22 102H23ZM31 98H32V97H31ZM51 98H52V97H51ZM51 98H50V99H51ZM54 98H55V97H54ZM68 98H69V96H68ZM86 98H87V97H86ZM122 98H123V97H122ZM129 98H130V97H129ZM176 98H177V97H176ZM0 99H1V97H0ZM9 99H8V100H9ZM32 99H33V98H32ZM35 99H36V98H35ZM46 99H47V98H46ZM50 99H48V100H50ZM60 99H61V98H60ZM70 99H71V98H70ZM70 99H69V100H70ZM106 99H107V98H106ZM117 99H118V98H117ZM178 99H179V98H178ZM259 99H260V98H259ZM259 99H258V100H259ZM6 100H7V99H6ZM39 100H40V99H39ZM51 100H52V99H51ZM51 100H50V101H51ZM71 100H72V99H71ZM71 100H70V101H71ZM87 100H88V99H86V101H87ZM118 100H119V99H118ZM236 100H237V99H236ZM1 101H2V100H1ZM11 101H12V100H11ZM14 101H15V100H14ZM16 101H17V100H16ZM20 101H21V100H20ZM27 101H29V99H28ZM36 101H37V100H36ZM54 101H55V100H54ZM54 101H53V102L51 101V102L54 103ZM63 101H64V100H63ZM66 101H67V100H66ZM99 101H100V100H99ZM113 101H114V100H113ZM120 101H121V98H120ZM237 101H238V100H237ZM2 102H3V101H2ZM9 102H10V101H9ZM33 102H34V100H33ZM64 102H65V101H64ZM74 102H75V101H74ZM92 102H93V101H92ZM184 102H185V101H184ZM238 102H239V101H238ZM242 102H243V101H242ZM242 102H241V103H242ZM7 103H8V102H7ZM12 103H14V102L12 101ZM31 103H32V101H31ZM31 103L29 102V104H31ZM38 103L40 104V101H39ZM38 103H37V104H38ZM46 103H47V102H46ZM55 103H56V102H55ZM94 103H95V102H94ZM94 103H93V104H94ZM105 103H106V102H105ZM113 103H115V102H113ZM113 103H112V104H113ZM116 103H117V102H116ZM118 103H119V102H118ZM122 103H123V102H122ZM145 103H146V102H145ZM173 103H174V102H173ZM260 103H261V102H260ZM2 104H3V103H2ZM4 104H5V103H4ZM4 104L2 105V107L4 106ZM10 104H11V103H10ZM18 104H19V103H18ZM29 104H28V105H29ZM33 104L36 105V107H37V109H38L39 106H37V104H35V103H33ZM33 104H31V105H33ZM42 104H43V103H42ZM42 104H41V105H42ZM56 104H57V103H56ZM77 104H78V103H77ZM91 104H92V103H91ZM177 104H178V103H177ZM8 105H9V103H8ZM14 105H15V103H14ZM22 105H23V104H22ZM34 105H33L32 108H34ZM58 105H60V104H58ZM81 105H82V104H81ZM96 105H98V104L96 103ZM96 105H95V106H96ZM103 105H104V104H103ZM114 105H115V104H114ZM114 105H113V106H114ZM118 105L120 106V104H118ZM121 105H122V104H121ZM175 105H176V104H175ZM225 105H226V104H225ZM237 105H238V104H237ZM0 106H1V105H0ZM24 106H25V105H24ZM24 106H23V108H24ZM47 106L49 107V105H47ZM55 106H56V105H55ZM73 106H74V105H73ZM82 106H83V105H82ZM89 106H90V105H89ZM89 106H88V107H89ZM92 106H93V105H92ZM99 106H100V108H99V107H98V108L101 109V105H100V104H99ZM106 106H107V105H106ZM110 106H111V104L109 105V107H110ZM116 106H117V105H115V107H116ZM143 106H144V105H143ZM176 106H177V105H176ZM262 106H264V105H262ZM262 106H261V107H262ZM15 107H16V106H15ZM20 107H21V109H22V106H20ZM25 107H26V106H25ZM27 107H28V106H27ZM40 107H42V106H40ZM44 107H45V106H44ZM50 107H51V106H50ZM56 107H57V106H56ZM78 107H79V104H78ZM93 107H94V106H93ZM93 107H91V108H93ZM104 107H105V106H104ZM124 107L127 109V106H125V105H124V106H123V105L121 106V108H124ZM128 107H129V106H128ZM235 107H236V106H235ZM258 107H259V106H258ZM3 108H5V107H3ZM16 108H17V107H16ZM59 108H61V107L59 106ZM59 108H58V109H59ZM62 108H63V107H62ZM74 108H75V107H74ZM83 108H84V106H83ZM94 108H95V107H94ZM96 108H97V107H96ZM96 108H95V109H96ZM98 108H97V109H98ZM102 108H103V107H102ZM105 108H106V107H105ZM105 108H104V109H105ZM107 108H108V107H107ZM110 108H111V107H110ZM113 108H114V107H113ZM113 108H112V110H113ZM118 108H119V107H118ZM125 108H124V110H125ZM134 108H135V107H134ZM178 108H180V107H178ZM227 108H228V107H227ZM232 108H233V107H232ZM17 109H18V108H17ZM21 109H20V110H21ZM37 109H36V110H37ZM39 109H40V108H39ZM41 109H42V108H41ZM46 109H48V108H46ZM46 109L44 108V110H46ZM63 109H64V108H63ZM81 109H82V108H81ZM81 109H80V110H81ZM84 109H85V108H84ZM97 109H96L95 111H99V110H97ZM130 109H131V108H130ZM174 109H175V108H174ZM176 109H177V108H176ZM209 109H210V108H209ZM237 109H238V108H237ZM249 109H250V108H249ZM256 109H258V108H256ZM0 110H1V108H0ZM14 110H15V109H14ZM14 110H12V111H14ZM18 110H19V109H18ZM25 110H26V109H23V111H25ZM42 110H43V109H42ZM42 110H41V111H42ZM49 110H51V109H49ZM49 110H48V111H49ZM53 110H54V109H53ZM64 110H65V109H64ZM75 110H77V108H76ZM75 110H74V111H75ZM80 110H79V111H80ZM89 110H90V109H89ZM106 110H107V109H106ZM109 110H110V109H109ZM114 110H116V109L114 108ZM114 110H113V111H114ZM119 110H120V109H119ZM121 110H122V109H121ZM127 110H128V109H127ZM134 110H135V109H133V112L135 113ZM147 110H148V108H147ZM187 110H188V109H187ZM5 111H6V110H5ZM16 111H17V110H16ZM46 111H47V110H46ZM56 111H57V108H56ZM66 111H67V110H66ZM68 111H69V109H68ZM77 111H78V110H77ZM167 111H168V110H167ZM253 111H254V110H253ZM19 112H21V114L23 113L22 110L19 111ZM25 112H26V111H25ZM59 112H60V111H59ZM71 112H72V111H71ZM75 112H76V111H75ZM82 112H83V111H82ZM93 112H94V111H93ZM103 112H104V111H103ZM117 112H119V111H116L115 113H117ZM120 112H121V111H120ZM131 112H132V109H131ZM146 112H147V111H146ZM162 112H164V111H162ZM173 112H174V111H173ZM219 112H220V111H219ZM219 112H218V113H219ZM238 112H239V111H238ZM7 113H8V112H7ZM43 113H44V112H43ZM77 113H78V112H77ZM88 113H89V112H88ZM88 113L86 112V114H88ZM91 113H92V112H91ZM91 113H90V114H91ZM97 113L100 114L99 112H97ZM109 113H111V112H109ZM113 113H114V112H113ZM113 113H112V115H114ZM123 113H124V112H123ZM134 113H133L134 116H135V115H138V114H134ZM137 113H138V112H137ZM150 113H151V112H150ZM154 113H155V112H154ZM167 113H168V112H167ZM187 113H188V112H187ZM263 113H264V112H263ZM11 114H12V113H11ZM11 114H10V115H11ZM13 114H14V112H13ZM13 114H12V115H13ZM17 114H18V113H17ZM21 114H19V115H21ZM29 114H31V113H29ZM53 114H55V113H53ZM64 114H65V113H64ZM66 114H68V112H67ZM69 114H71V113H69ZM79 114H81V117H82V114H83V113H79ZM90 114H89V115H90ZM94 114H95V112L93 113L92 118L94 117ZM98 114H97V115H98ZM107 114H108V113H107ZM120 114H122V113H120ZM241 114H242V113H241ZM241 114H240V115H241ZM259 114H260V113H259ZM259 114H258V115H259ZM1 115H2V114H1ZM3 115H4V114H3ZM6 115H7V114H6ZM71 115H72V114H71ZM71 115H69V116L71 117ZM91 115H92V114H91ZM91 115H90V116H91ZM95 115H96V114H95ZM101 115H102V114H101ZM105 115H106V113H105ZM108 115H109V114H108ZM110 115H111V114H110ZM117 115H118V113L116 114V116H117ZM126 115H127V113H126ZM126 115H124V116H126ZM141 115H142V114H141ZM149 115H150V114H149ZM155 115H156V114H155ZM185 115H186V114H185ZM254 115H255V114H254ZM16 116H18V115H16ZM47 116H48V115H47ZM59 116H60V114H59ZM62 116H63V112H62ZM84 116H86V115H84ZM90 116H89V117H90ZM99 116H100V115H99ZM116 116H115V117H116ZM122 116H123V115H122ZM130 116H131V115H130ZM134 116H133V118H134ZM139 116H140V114H139ZM139 116H137V117H139ZM163 116H164V114H163ZM174 116H175V115H174ZM188 116H189V114H188ZM243 116H244V114H243ZM2 117H3V116H2ZM5 117H7V116H5ZM14 117H15V116H14ZM24 117H25V116H24ZM24 117H22V118H24ZM29 117H30V116L28 115V121H29ZM48 117H49V116H48ZM55 117H58V115H57V116L55 115ZM60 117H61V116H60ZM67 117H68V116H67ZM67 117H66V121H67ZM76 117H77V116H76ZM87 117H88V116H87ZM101 117H102V116H101ZM101 117H100V118L97 117L98 119H96V120H94V121L100 120V121L102 122ZM104 117H105V116H103V118H104ZM119 117H121V116L119 115ZM142 117H144V116H141V118H142ZM146 117H147V116H146ZM160 117H161V116H160ZM160 117H159V118H160ZM167 117H169V116H167ZM186 117H187V115H186ZM196 117H197V116H196ZM3 118H4V117H3ZM7 118H8V117H7ZM7 118H4V120L6 121ZM22 118H21V119H22ZM25 118H26V117H25ZM63 118H64V117H63ZM73 118H74V117H73ZM73 118H71V119H73ZM77 118H78V117H77ZM94 118H95V117H94ZM111 118H112V117H111ZM111 118L109 119V116H107L106 119H108L109 121L111 120V122H112V119H111ZM129 118H130V117H129ZM155 118H156V117H155ZM165 118H166V117H165ZM201 118H202V116H201ZM11 119H12V118H11ZM14 119H15V118H14ZM14 119H12V122H14V121H13ZM50 119H52V121H53V118H50ZM56 119H57V118H56ZM58 119H60V118H58ZM82 119H83V117H82ZM85 119H86V118H85ZM85 119H84V121H85ZM113 119H114V117H113ZM115 119H116V118H115ZM120 119H121V118H120ZM135 119H136V118H135ZM139 119H140V117H139ZM139 119H137V120H139ZM149 119H150V117H149ZM188 119H189V118H188ZM193 119H194V118H193ZM195 119H196V118H195ZM0 120H1V119H0ZM16 120H17V119H15V121H16ZM25 120H26V119H25ZM31 120H32V118H31ZM73 120H74V119H73ZM73 120H72V121H73ZM79 120H81V119H79ZM89 120H90V119H89ZM116 120H117V119H116ZM132 120H133V119H132ZM132 120H131V121H132ZM142 120H143V119H142ZM147 120H148V119H146V120H144V121H147ZM160 120H161V119H160ZM164 120H165V119H164ZM168 120H169V119H168ZM170 120H171V117H170ZM170 120H169V121H170ZM2 121H3V120H2ZM7 121H8V120H7ZM23 121H24V120H23ZM26 121H27V120H26ZM26 121H24V122H26ZM35 121H36V123H37V120H35ZM35 121H34V122H35ZM48 121H49V120H48ZM57 121H58V120H56L54 123H56ZM63 121H65V118L63 119ZM72 121H71L70 125L72 124ZM81 121H82V120H81ZM81 121H80V122H81ZM84 121L82 122V123H84V124H82V125L85 126V122H87L88 119H87V121H85V122H84ZM104 121H105V120H104ZM122 121H125V120H122ZM127 121H128V119H127ZM133 121H134V120H133ZM135 121H136V120H135ZM148 121H149V120H148ZM148 121H147V122H148ZM153 121H154V120H153ZM162 121H163V120H162ZM166 121H167V120H166ZM172 121H173V119H172ZM189 121H190V120H189ZM30 122H31V121H30ZM30 122H28V123H30ZM38 122H39V121H38ZM67 122H68V121H67ZM75 122H76V121H75ZM75 122H74V123H75ZM78 122H79V121H78ZM113 122H114V120H113ZM113 122H112V123H113ZM118 122H119V120H118ZM149 122H150V121H149ZM151 122H152V121H151ZM159 122H160V121H159ZM163 122H165V121H163ZM173 122H174V121H173ZM3 123H5V122H3ZM8 123H9V121H8ZM8 123H6V124H8ZM10 123H11V122H10ZM16 123H17V122H16ZM18 123H19V122H18ZM26 123H27V122H26ZM31 123H32V122H31ZM41 123H42V122H41ZM44 123H45V122H44ZM50 123H51V122H50ZM60 123H63V122L60 121ZM88 123H90V124L92 125L91 121H90V122L88 121ZM88 123H86L87 126L89 125ZM96 123H97V122H96ZM106 123H108V122H106ZM114 123H115V122H114ZM116 123H117V121H116ZM127 123H128V122H127ZM127 123H126V124H127ZM129 123H130V122H129ZM137 123H138V122H137ZM140 123H141V122H140ZM142 123H143V122H142ZM142 123H141V125H142ZM145 123H146V122H145ZM153 123H154V122H153ZM153 123H152V124H153ZM180 123H181V122H180ZM237 123H238V122H237ZM19 124H20V123H19ZM22 124H24V123H22ZM51 124H53V122H52ZM64 124H65V123H64ZM119 124H121V120H120ZM126 124H124V126H125ZM131 124H132V123H131ZM131 124H130L129 126H132ZM135 124H136V123H135ZM135 124H134V125H135ZM152 124L150 123L149 126H151ZM164 124H165V123H164ZM168 124H170V122H169ZM238 124H239V123H238ZM24 125H25V126H26V125L28 126V124H24ZM35 125L37 126V124H35ZM45 125H46V124H45ZM56 125H58V124L56 123ZM59 125H60V124H59ZM91 125H90V127H91ZM94 125H95V124H94ZM98 125H99V124H98ZM100 125H101V124H100ZM105 125H106V124H105ZM109 125H110V124H109ZM112 125H117V124H112ZM127 125H128V124H127ZM143 125H144V124H143ZM143 125H142V127H143ZM170 125H171V124H170ZM170 125H169V126H170ZM182 125H183V124H182ZM182 125H181V126H182ZM27 126H26V128H27ZM30 126H31V124H30ZM30 126H29V129H31ZM40 126H41V125H40ZM74 126H77V125L75 124ZM79 126H80V125H79ZM84 126H83V127H84ZM106 126H107V125H106ZM122 126H123V125H122ZM136 126H137V125H136ZM145 126H146V125H145ZM149 126H148V127H149ZM161 126H163V125H161ZM164 126H165V125H164ZM173 126H174V125H173ZM179 126H180V124H179ZM3 127H5V126H3ZM6 127H7V125H6ZM8 127H10L9 124H8ZM13 127H14V126H12V128H11V127H10V128L13 130ZM38 127H39V126H38ZM38 127H37V128H38ZM42 127H43V126H42ZM44 127H45V126H44ZM47 127H49L48 124H47ZM56 127H58V126H56ZM88 127H89V126H88ZM88 127H87V128H88ZM97 127H98V126H97ZM97 127H96V128H97ZM101 127H102V129H103V126H101ZM115 127H116V126H115ZM152 127H153V125H152ZM152 127H151V128H152ZM154 127H155V125H154ZM21 128H23V127H21ZM40 128H41V127H40ZM40 128H39V129H40ZM51 128L54 129L53 126H52ZM51 128H49V129H51ZM60 128H61V127H60ZM75 128H77V127H75ZM92 128H93V126H92ZM122 128H125V127H122ZM130 128H131V127H130ZM135 128H136V127H135ZM137 128H138V126H137ZM157 128H158V127H157ZM170 128H171V127H170ZM210 128H211V127H210ZM257 128H258V127H257ZM1 129L4 130V128H1ZM1 129H0V131H3V130H1ZM5 129H6V128H5ZM16 129H17V128H16ZM16 129H15V131H16ZM42 129H44V128H42ZM49 129H47V130L45 129L46 132H47ZM52 129H51V130H52ZM84 129H85V127H84ZM84 129H83V131H81L80 133L85 132ZM99 129H101V128L99 127ZM115 129H116V128H115ZM118 129H120V132H119V133H121V135H122V134H123L122 132H124V131H122L121 128H118ZM127 129H129V128H127ZM140 129H141V131H142V128H141V127H139V130H140ZM23 130L25 131V128H23ZM34 130H35V129H34ZM45 130H44V131H45ZM51 130H50V134H51V133H52V134H53V133H56L55 131H57V130H55V131L51 132ZM81 130H82V129H81ZM85 130H86V129H85ZM87 130L89 131V129H87ZM87 130H86V132H88ZM97 130H98V129H97ZM104 130L107 131V129H104ZM125 130H126V129H125ZM137 130H138V129H137ZM144 130H145V132L148 133V131H146L145 128H144ZM144 130H143V131H144ZM181 130H182V129H181ZM7 131H8V130H7ZM9 131H11V130H9ZM9 131H8V132H9ZM17 131H18V130H17ZM17 131H16V132H17ZM24 131H23V133L26 134V132H24ZM27 131H29V130H27ZM30 131H31L30 133H32V130H30ZM63 131H65V130L63 129ZM98 131H99V130H98ZM98 131H97V132H98ZM110 131H111V130H110ZM113 131H114V129H113ZM117 131H118V130H117ZM117 131H116V132H117ZM121 131H122V132H121ZM127 131L130 132V130H127ZM131 131H132V130H131ZM134 131H135V129H134ZM143 131H142V132H143ZM154 131H155V130H154ZM156 131H157V129H156ZM156 131H155V133H157ZM161 131H162V130H161ZM163 131H165V130L163 129ZM168 131H169V130H168ZM16 132H15V133H16ZM19 132H20V131H19ZM46 132H45V134H46ZM72 132H73V131H72ZM95 132H96V131H95ZM102 132H105V131H102ZM102 132H101V134H102L101 136L104 137V135H106V134H105V133H102ZM145 132H143V133H145ZM169 132H170V131H169ZM3 133L5 134L4 131H3ZM11 133L13 134V132H11ZM11 133H10V134H11ZM20 133H21V132H20ZM34 133H35V132H34ZM34 133H33V134H34ZM42 133H44V132H42ZM48 133H49V132H48ZM48 133H47V134H48ZM60 133H61V132H60ZM63 133H64V132H63ZM66 133H67V132H66ZM77 133H78V131H77ZM80 133H79L78 135H80ZM107 133H108V132H107ZM131 133H132V132H131ZM151 133H153L152 130H151ZM155 133H154V134H155ZM171 133H172V131H171ZM7 134H9V133H7ZM24 134H22V135H24ZM28 134H29V132H28ZM37 134H38V132H37ZM52 134H51V135H52ZM56 134H57V133H56ZM96 134H97V133H96ZM96 134H95V135H96ZM109 134H110V133H109ZM114 134H115V133H114ZM126 134H128V133L126 132ZM135 134H136V133H135ZM135 134L133 133V135H135ZM168 134H170V133H168ZM173 134H175V133H173ZM20 135H21V134H20ZM29 135H30V134H29ZM35 135H36V134H35ZM48 135H49V134H48ZM73 135H75V134H73ZM83 135H84V133H83ZM83 135H82V136H83ZM85 135H86V133H85ZM93 135H94V134H93ZM95 135H94V136H95ZM110 135H111V134H110ZM121 135H119V136L121 137ZM130 135H131V134H130ZM144 135L149 137L150 134L147 135V134L145 133ZM157 135H158V133H157ZM160 135H162V134H160ZM5 136H6V134H5ZM11 136H12V135H11ZM18 136H19V135H18ZM18 136H17V137H18ZM30 136H31V135H30ZM30 136H29V138H30ZM49 136H50V135H49ZM61 136H62V135H61ZM66 136H67V135H66ZM80 136H81V135H80ZM99 136H100V135H99ZM115 136H116V135H115ZM131 136H132V135H131ZM137 136H138V135H137ZM150 136H153V135L151 134ZM162 136H163V135H162ZM164 136H165V134H164ZM164 136H163V137H164ZM191 136H192V135H191ZM194 136H195V135H194ZM198 136H199V135H198ZM201 136H202V135H201ZM216 136H217V135H216ZM2 137H3V136H2ZM6 137H7V136H6ZM8 137H9V135H8ZM14 137H15V136H14ZM22 137H23V136H22ZM24 137H26V136H24ZM45 137H46V136H45ZM50 137H51V136H50ZM50 137H49V138H50ZM84 137H85V136H84ZM87 137H88V134H87ZM107 137H108V136H107ZM142 137H144V136L142 135ZM154 137H156V135H155ZM154 137H152V138L154 139ZM157 137H159V136H157ZM157 137H156V138H157ZM160 137H161V136H160ZM160 137H159V138H160ZM166 137H167V136H166ZM169 137H170V135H169ZM12 138H13V137H12ZM37 138H40V137H37ZM46 138H47V137H46ZM124 138H126V140H128L127 137L124 136ZM144 138H145V137H144ZM200 138H201V137H200ZM202 138H204V137H202ZM8 139H9V138H8ZM14 139H17V138L15 137ZM18 139H20V138H18ZM40 139H41V138H40ZM42 139L45 140V138H42ZM52 139H53V137H52ZM69 139H70V138H69ZM79 139H80V138H79ZM87 139H88V138H87ZM89 139H90V138H89ZM91 139H92V138H91ZM100 139H101V138H100ZM103 139H104V138H103ZM150 139H151V138H150ZM150 139H148L147 141H150ZM176 139H177V138H176ZM209 139H210V138H209ZM211 139H212V138H211ZM12 140H13V139H12ZM25 140H26V139H25ZM48 140H50V139H47V141H48ZM121 140L123 141V139H121ZM138 140H139V139H138ZM140 140H141V139H140ZM142 140H143V139H142ZM151 140H152V139H151ZM159 140H160V139H159ZM162 140H163V139H162ZM194 140H195V138H194ZM196 140H197V139H196ZM206 140H207V139H206ZM225 140H226V139H225ZM1 141H2V140H1ZM5 141H7V139L4 140L3 142H5ZM21 141L23 142L22 139H21ZM30 141H31V140H30ZM42 141H43V140H41L40 142L42 143ZM52 141H53V140H52ZM92 141H93V140H92ZM95 141H96V140H95ZM101 141H102V139H101ZM101 141H100V142H101ZM103 141L105 142V141H107V140L105 139V140H103ZM110 141H111V140H110ZM113 141H114V140H113ZM129 141H130V140H129ZM136 141H137V140H136ZM152 141H154V140H152ZM156 141H157V140H156ZM172 141H174V140H172ZM182 141H185V140L182 139ZM214 141H216V140H214ZM22 142H21V143H22ZM32 142H33V140H32ZM35 142H36V141H35ZM35 142H34V143H35ZM37 142H39V141H37ZM50 142H51V141H50ZM83 142H84V141H83ZM86 142H87V141H86ZM90 142H91V141H90ZM107 142H108V141H107ZM107 142H105V143H107ZM115 142H116V145H117V141H115ZM123 142L125 143V139H124ZM130 142H131V141H130ZM154 142H155V141H154ZM189 142H190V141H189ZM200 142H201V141H200ZM202 142H203V140H202ZM204 142H205V140H204ZM0 143H1V142H0ZM29 143H30V142H29ZM29 143H28V145H30ZM54 143H55V142H54ZM121 143H122V142H121ZM127 143H128V142H127ZM131 143H132V142H131ZM133 143H134V142H133ZM144 143H145V142H144ZM155 143H157V142H155ZM175 143H176V142H175ZM185 143H186V142H185ZM1 144H2V143H1ZM3 144H5V143H3ZM7 144H9V143H7ZM22 144H23V146H25V145H24L25 143H22ZM26 144H27V143H26ZM46 144H47V143H46ZM60 144H61V143H60ZM108 144L110 145V142H109ZM113 144H114V143H113ZM146 144H148V142H147ZM146 144H144V146H145L144 148H146V146H147ZM20 145H21V144H20ZM28 145L26 146L27 148H28ZM32 145H33V144H32ZM81 145H83V144H81ZM84 145H85V144H84ZM99 145H100V143H99ZM121 145L124 146L125 144H121ZM132 145H133V144H132ZM151 145H152V144H151ZM151 145H150V147H151ZM157 145H158V144H157ZM187 145H188V144H187ZM196 145H197V144H196ZM10 146H11V145H10ZM21 146H22V145H21ZM34 146H35V144H34ZM64 146H65V143H64ZM64 146H62V147H64ZM104 146H105V144H104ZM106 146H107V145H106ZM110 146H111V145H110ZM117 146H120V143H119ZM135 146H137V145H135ZM135 146H132V147H130V148H133V147H135ZM232 146H233V145H232ZM0 147H1V146H0ZM3 147H4V145L2 146V148H3ZM5 147H7V146H5ZM12 147H13V149H14V146H12ZM16 147H17V145H16ZM26 147H24L21 151H23ZM30 147H31V145H30ZM30 147H29V150H30ZM35 147H36V146H35ZM65 147H66V146H65ZM68 147H69V146H68ZM84 147H85V146H84ZM84 147H83V149H84ZM86 147H87V146H86ZM86 147H85V148H86ZM114 147H115V146H114ZM153 147L156 148L154 145H153ZM158 147H159V146H158ZM163 147H164V146H163ZM183 147H184V146H183ZM202 147H203V146H202ZM78 148H79V147H78ZM78 148H77V149H78ZM88 148H89V147H88ZM105 148H106V147H105ZM118 148H119V147H118ZM121 148H122V147H121ZM125 148H126V147H125ZM135 148H136V147H135ZM139 148H140V147H139ZM139 148H138V149H139ZM148 148H149V147H147L146 149H148ZM154 148H152V150H153ZM184 148H185V147H184ZM184 148H183V149H184ZM203 148H204V147H203ZM207 148H208V147H207ZM214 148H215V147H214ZM4 149H6V148H4ZM31 149H32V148H31ZM75 149H76V148H75ZM81 149H82V148H81ZM89 149H90V148H89ZM123 149H124V148H123ZM136 149H137V148H136ZM138 149H137V150H138ZM146 149H145V151H146ZM156 149H157V148H156ZM156 149H155V150H156ZM159 149H160V148H159ZM183 149H182V150H183ZM187 149H188V148H187ZM201 149H202V148H201ZM211 149H212V148H211ZM216 149H217V148H216ZM216 149H215V150H216ZM220 149H221V148H220ZM14 150H16V149H14ZM14 150H12V151L14 152ZM50 150H51V149H50ZM54 150H55V149H54ZM56 150H57V149H56ZM63 150H65V149H63ZM84 150H85V149H84ZM87 150H88V149H87ZM106 150H107V149H106ZM130 150H132V149H130ZM130 150H129V151H130ZM140 150H141V149H140ZM140 150H139V151H140ZM148 150H151V149H148ZM185 150H186V149H185ZM192 150L194 151L195 149H192ZM212 150H213V149H212ZM226 150H227V149H226ZM236 150H237V147H236ZM6 151H7V150H6ZM6 151H5V152H6ZM26 151H27V150H26ZM26 151H25V152H26ZM35 151H37V150H35ZM73 151H74V149H73ZM94 151H95V150H94ZM112 151H113V149H112ZM115 151H116V150H115ZM158 151H159V154H160V151H162V150H156L157 154H158ZM178 151H179V149H178ZM178 151H177V153H178ZM232 151H233V150H232ZM245 151H246V150H245ZM9 152H10V151H9ZM13 152H12V156H13V154L15 153V152H14V153H13ZM25 152H22V153H25ZM40 152H41V151H40ZM89 152H90V151H89ZM89 152H88V153H89ZM96 152H97V151H96ZM100 152H101V151H100ZM116 152H117V151H116ZM122 152H123V151H122ZM136 152H137V151L134 152V150H132V153H136ZM140 152L142 153V150H141ZM140 152H139V153H136V154H139V156H140ZM202 152H203V151H202ZM202 152H201V153H202ZM233 152H234V151H233ZM241 152H242V151H241ZM246 152H247V151H246ZM2 153H3V152H1L0 154H2ZM17 153H18V152H17ZM17 153H15L16 156H17ZM27 153H28V152H27ZM43 153H45V152H43ZM56 153L58 154L59 152H56ZM78 153H79V152H78ZM85 153H86V155H88L87 152H85ZM91 153H92V152H91ZM97 153H98V152H97ZM97 153H96V154L93 153V154H95L94 156H96ZM119 153H120V152H119ZM143 153H145V152H143ZM150 153H151V152H150ZM172 153H174V152H172ZM177 153H176V154H177ZM203 153H204V152H203ZM203 153H202V154H203ZM234 153H235V152H234ZM244 153H245V152H244ZM244 153H242V155H243ZM251 153H252V152H251ZM8 154H9V153H8ZM15 154H14V155H15ZM20 154H21V153L19 152V155H18V156H20ZM45 154H46V153H45ZM66 154H68V153L66 152ZM69 154H71V153H69ZM121 154H122V153H121ZM125 154H126V153H125ZM189 154H190V152H189ZM210 154H211V153H210ZM220 154H222V153H220ZM225 154H227V153H225ZM232 154H233V153H232ZM247 154H248V153H246L245 155H247ZM2 155H3V154H2ZM9 155H10V154H9ZM29 155H30V154H29ZM29 155H28V156H29ZM37 155H38V154H37ZM43 155H44V154H43ZM48 155H49V154H48ZM74 155H76V154L74 153ZM80 155H81V154H80ZM82 155L84 156V154H82ZM89 155H90V154H89ZM99 155H100V153H99ZM113 155H114V154H113ZM122 155H123V154H122ZM122 155H121V156H122ZM142 155H143V158H142V159H146V160H147V158L150 157V156H149V157H147V158H144V157H146V154H142ZM144 155H145V156H144ZM150 155H151V154H150ZM208 155H209V153H208ZM208 155H207V156H208ZM214 155H217V154H214ZM248 155H249V154H248ZM3 156H4V155H3ZM16 156H15V158H19L18 156H17V157H16ZM31 156H33V155L31 154ZM34 156H36V155H34ZM103 156H104V155H103ZM110 156H112V155H110ZM114 156H115V155H114ZM126 156H128V155L126 154ZM133 156H134V155H133ZM135 156H137V155H135ZM139 156H138L137 158L135 157L134 159H137V160H138ZM158 156H159V155H158ZM162 156H163V155H162ZM164 156H165V155H164ZM176 156H177V155H176ZM185 156H186V155H185ZM187 156H189V155H187ZM190 156H191V155H190ZM190 156H189V157H190ZM207 156H206V157H207ZM220 156H221V155H220ZM230 156H231V155H230ZM240 156H241V154H240ZM243 156H244V155H243ZM29 157H30V156H29ZM38 157H40V156H38ZM55 157H56V156H55ZM55 157H54V158H55ZM69 157H70V156H69ZM73 157H74V156H73ZM73 157H70V159H71V158L73 159ZM87 157H90V156H86V158H87ZM91 157L93 158V156H91ZM167 157H168V156H167ZM181 157H182V156H181ZM189 157H188V159H189ZM204 157H205V156H204ZM212 157H213V156H212ZM221 157H222V156H221ZM245 157H246V156H245ZM245 157H244V158H245ZM248 157H250V156H247V158H248ZM8 158H9V157H8ZM11 158H12V157H11ZM11 158L9 159V161L11 160ZM23 158H24V157H22V159H23ZM26 158H27V156H26ZM31 158H32V157H31ZM31 158H30V159H31ZM42 158H43V157H42ZM79 158H81V157L79 156ZM79 158H78V159H79ZM83 158H85V156H84ZM94 158H98V159H99V156H98V157H94ZM101 158H104V157H101ZM182 158H183V157H182ZM195 158H196V157H195ZM207 158H208V157H207ZM209 158H210V157H209ZM219 158H220V157H219ZM257 158H258V157H257ZM20 159H21V158H20ZM28 159H29V158H28ZM64 159H65V158H64ZM68 159H69V158H68ZM78 159H77V160H78ZM134 159H133V160H134ZM152 159H153V158H152ZM185 159H186V157H185ZM192 159H193V158H192ZM204 159H205V158H204ZM214 159H215V158H214ZM227 159H228V158H227ZM23 160H24V159H23ZM51 160H52V159H51ZM65 160H66V159H65ZM73 160H76V159H73ZM79 160H80V159H79ZM79 160H78L77 162H79ZM81 160H82V159H81ZM88 160H90V159H88ZM88 160H87V162H89ZM92 160H95V159H92ZM104 160L106 161L105 158H104ZM168 160H169V159H168ZM196 160H197V159H196ZM198 160H200V159H198ZM201 160H202V159H201ZM218 160H219V159H218ZM221 160H222V159H221ZM221 160H220V161H221ZM225 160H226V159H225ZM14 161H16V160H14ZM14 161H13V162H14ZM34 161H35V160H34ZM56 161H57V160H56ZM56 161H55V163H56ZM84 161H85V160H84ZM97 161H98V160L96 159V162H97ZM101 161H102V160H100V162H101ZM128 161H129V160H128ZM128 161H127V162H128ZM141 161H142V160H141ZM149 161H150V160H149ZM170 161H171V160H170ZM202 161H203V160H202ZM202 161H201V162H202ZM230 161H231V160H230ZM233 161H234V160H233ZM16 162L18 163L19 161H16ZM16 162H15V164H16ZM20 162H22V160H21ZM23 162H25V160H24ZM28 162H29V161H28ZM36 162H37V159H36ZM57 162H59V161H57ZM71 162H72V161H71ZM82 162H83V160H82ZM85 162H86V161H85ZM87 162H86V163H87ZM90 162L92 163V161H90ZM90 162H89V163H90ZM98 162H99V161H98ZM98 162H97V163H98ZM100 162H99L98 164H101ZM102 162H104V161H102ZM116 162H117V161H116ZM135 162H136V161H135ZM146 162H147V161H146ZM249 162H250V161H249ZM257 162H258V161H257ZM259 162H260V160H259ZM42 163H43V162H42ZM53 163H54V162H53ZM59 163H60V162H59ZM59 163H58V164H59ZM79 163H81V162H79ZM79 163H78V164H79ZM89 163H88V165H89ZM104 163L106 164V162H104ZM104 163H102V164H104ZM120 163H121V162H120ZM130 163H132V162H130ZM139 163H140V162H138V166H140V164H141V163H144V162H141L140 164H139ZM170 163H171V162H170ZM216 163H217V162H216ZM240 163H241V161H240ZM243 163H245V162L243 161ZM12 164H13V163H12ZM19 164H21V163H19ZM56 164H57V163H56ZM63 164H64V163H63ZM81 164H82V163H81ZM102 164H101V165H102ZM147 164L149 165V162H148ZM166 164H167V163H166ZM171 164H173V163H171ZM180 164H181V163H180ZM189 164H190V162H189ZM206 164H207V163H206ZM214 164H215V162H214ZM74 165H75V163H74ZM92 165H93V164H92ZM96 165H97V164H96ZM96 165H95V163H94V167H95ZM115 165H116V164H115ZM181 165H183V164H181ZM198 165H199V164H198ZM200 165H201V164H200ZM208 165H209V163H208ZM239 165H240V164H239ZM21 166H22V165H21ZM27 166H28V165H26V167H27ZM66 166L68 167V165H66ZM76 166H77V164H76ZM83 166H84V165H82V167H83ZM126 166H127V165H126ZM126 166H125V167H126ZM144 166H145V165H144ZM150 166H151V164H150ZM150 166H148V167H150ZM168 166H169V165H168ZM176 166H177V165H176ZM176 166H175V167H176ZM183 166H184V165H183ZM210 166H211V164H210ZM220 166H221V165H220ZM228 166H229V165H228ZM240 166H241V165H240ZM240 166H239V167H240ZM249 166H250V165H249ZM261 166H263V165H261ZM15 167H16V166H15ZM18 167H19V166H18ZM26 167H25V168H26ZM34 167H35V166H34ZM47 167L49 168V166H47ZM50 167H51V165H50ZM60 167L62 168V166H60ZM71 167H72V166H71ZM82 167H81V168H82ZM97 167H98V165H97ZM109 167H110V165H109ZM132 167H133V164H132ZM145 167H147V165H146ZM154 167H155L156 170L158 169V167H156V166H154ZM154 167H153V168H154ZM180 167H181V166H180ZM195 167H196V166H195ZM225 167H226V166H225ZM250 167H251V166H250ZM3 168H4V167H3ZM23 168H24V167H23ZM25 168H24V169H25ZM30 168H31V167L29 166V169H30ZM35 168H36V167H35ZM37 168H38V167H37ZM37 168H36V169H37ZM76 168H77V167H76ZM83 168H84V167H83ZM113 168H114V167H113ZM119 168L121 169V167H119ZM136 168H138V167H136ZM150 168H152V167H150ZM153 168H152V169H153ZM165 168H166V167H165ZM167 168H168V167H167ZM183 168H184V167H183ZM188 168H189V167H188ZM14 169H15V168H14ZM27 169H28V168H27ZM27 169H26V170H27ZM36 169H35V170L32 169V170L34 171V173H35ZM92 169H93V168H92ZM98 169H100V168H98ZM102 169H103V168H101L100 170H102ZM110 169H111V168H110ZM115 169H116V168H115ZM140 169H141V167H140ZM142 169H143V168H142ZM146 169H148V168H145V170H146ZM181 169H182V167H181ZM181 169H180V170H181ZM184 169H185V168H184ZM194 169H195V168H194ZM197 169H199V168L196 167V170H197ZM202 169H203V167H202ZM206 169H207V168H206ZM211 169H212V168H211ZM229 169H230V167H229ZM236 169H237V168H236ZM238 169H239V168H238ZM245 169H246V168H245ZM1 170H3L2 167H1ZM1 170H0V173H1ZM6 170H7V169H6ZM38 170H39V168H38ZM50 170H51V169H50ZM72 170H73V167H72ZM72 170H70V171H72ZM75 170H76V169H75ZM100 170H97V171H100ZM103 170H104V169H103ZM103 170H102V171H103ZM111 170H112V169H111ZM117 170H118V169H117ZM135 170L137 171V169H135ZM167 170H168V169H167ZM7 171H9V169H8ZM7 171L5 172L6 174L8 173ZM10 171H11V170H10ZM10 171H9V172H10ZM12 171H13V170H12ZM12 171H11V172H12ZM27 171H28V170H27ZM27 171H26V173H27ZM54 171H55V170H54ZM61 171H62V170H61ZM80 171H82V170H80ZM89 171H90V170H89ZM95 171H96V170H95ZM102 171H101V172H102ZM104 171H105V170H104ZM113 171H114V169H113ZM141 171H142V173H143L144 169L141 170ZM157 171H158V170H157ZM157 171H155V173H157ZM189 171H190V170H189ZM200 171H201V170H200ZM231 171H233V169H232ZM246 171H247V170H246ZM11 172H10V174H12ZM16 172H17V171H16ZM29 172L32 173L31 170H29ZM29 172H28V174H29ZM67 172H68V171H67ZM91 172H92V171H91ZM101 172H100V173H101ZM116 172H117V171H116ZM134 172H135V171H134ZM139 172H140V171H139ZM144 172H145V171H144ZM153 172H154V169H153ZM179 172H180V171H179ZM185 172H186V170H185ZM201 172H202V171H201ZM234 172H235V171H234ZM13 173H15V172H13ZM17 173L19 174V171H18ZM21 173H22V171H21ZM21 173H20V174H21ZM31 173H30V175H31ZM37 173H38V172H37ZM47 173H48V172H47ZM47 173H46V174H47ZM69 173H71V172H68V174H69ZM85 173H86V172H85ZM87 173H88V172H87ZM89 173H90V172H89ZM95 173H96V172H95ZM132 173H133V172H132ZM188 173H189V172H188ZM191 173H192V172H191ZM196 173H197V172H196ZM204 173H205V172H204ZM235 173H236V172H235ZM18 174H17V176H19ZM42 174H43V173H42ZM60 174H61V172H60ZM73 174H75V173L73 172ZM79 174H82V173H79ZM98 174H99V173H98ZM108 174H109V176L111 175L110 173H108ZM138 174H139V173H138ZM143 174H144V173H143ZM150 174H151V172H150ZM152 174H153V173H152ZM158 174H160L159 171H158ZM170 174H171V173H170ZM183 174H184V173H183ZM186 174H187V172H186ZM205 174H206V173H205ZM233 174H234V173H233ZM236 174H237V173H236ZM8 175H9V173H8ZM13 175H14V174H13ZM24 175H25V174H24ZM32 175H33V174H32ZM32 175H31V176H32ZM37 175H38V174H37ZM56 175H59V174L56 173ZM76 175H78V174H76ZM89 175H90V174H89ZM100 175H104V174L101 173ZM106 175H107V174H106ZM133 175H135V174H133ZM148 175H149V174H148ZM191 175H192V174H191ZM196 175H197V174H196ZM212 175H213V174H212ZM250 175H251V174H250ZM253 175H254V174H253ZM59 176H60V175H59ZM73 176H74V175H73ZM128 176H129V175H128ZM140 176H141V173H140ZM140 176H139V180H140V178H141ZM146 176H147V175H146ZM160 176H161V175H160ZM184 176H185V175H184ZM209 176H210V175H209ZM209 176H208V177H209ZM237 176H239V174H238ZM241 176H242V175H241ZM1 177H2V176H0V178H1ZM11 177H12V176H11ZM28 177H29V175H28ZM32 177H34V179H35V176H32ZM37 177H38V176H37ZM55 177H57V176H55ZM79 177H80V176H79ZM126 177H127V176H126ZM133 177H134V176H133ZM162 177H163V175H162ZM169 177H170V175H169ZM172 177H173V176H172ZM190 177H191V176H190ZM193 177H194V176H193ZM220 177H221V175H220ZM250 177H251V176H250ZM252 177H253V176H252ZM2 178H5V177H2ZM8 178H9V177H8ZM39 178H40V176H39ZM39 178H37V179H39ZM46 178H50V177H47V175H46ZM53 178H54V177H53ZM57 178H59V177H57ZM98 178H99V177H98ZM123 178L125 179L124 176H123ZM134 178H135V177H134ZM134 178H132V179L134 180ZM137 178H138V177H137ZM137 178H136V179H137ZM147 178H148V177H147ZM157 178H158V177H157ZM217 178H218V177H217ZM260 178H261V177H260ZM14 179L16 180V177H14ZM26 179H27V178H26ZM37 179H36V180H37ZM50 179H51V178H50ZM75 179H76L75 177H74V179H73V177H72V180H73L72 182H74ZM79 179H80V178H79ZM79 179H78V180H79ZM81 179H82V178H81ZM81 179H80V180H81ZM85 179H86V178H85ZM111 179H112V178H111ZM115 179H116V178H115ZM121 179H122V178H121ZM130 179H131V178H130ZM136 179H135V180H136ZM142 179H143V177H142ZM142 179H141V181H142ZM176 179H178V178H176ZM3 180H4V179H3ZM15 180H14V183H15ZM17 180H18L17 182H19V179H17ZM28 180H30V178H28ZM32 180H33V179L31 178V184L34 182V181L32 182ZM41 180H43V179H41ZM53 180H55V179H53ZM59 180H60V179H59ZM59 180H57V181H59ZM80 180H79V181H80ZM83 180H84V179H83ZM86 180H87V179H86ZM86 180H85V181H86ZM98 180H99V179H98ZM135 180H134L133 182H134L135 185H136V184L138 183V181H135ZM143 180H146V179H143ZM149 180H150V179H149ZM160 180L162 181V178H160ZM169 180H170V179H169ZM181 180H182V179H181ZM189 180H190V179H189ZM208 180H209V179H208ZM210 180H211V179H210ZM244 180H246V179H244ZM247 180H249V179H247ZM5 181H6V180H5ZM8 181H10V180H8ZM20 181H21V180H20ZM24 181H25V180H24ZM44 181H45V179H44ZM48 181H49V180H48ZM70 181H71V180H70ZM79 181H78V182H79ZM94 181H95V180H94ZM94 181H93V182H94ZM117 181H118V180H117ZM124 181H125V180H124ZM131 181H132V180H131ZM153 181H154V180H153ZM177 181H178V180H177ZM220 181L222 182V179H220ZM263 181H264V180H263ZM40 182H41V181H40ZM49 182H50V181H49ZM49 182H48V184H49ZM51 182H52V179H51ZM51 182H50V183H51ZM54 182H55V181H54ZM60 182H62V180L59 181L58 183H56V185H57V184L59 185ZM75 182H76V181H75ZM87 182H88V181H87ZM103 182H104V181H103ZM114 182H115V181H114ZM114 182H113V183H114ZM120 182L122 183L121 180H120ZM120 182H119V183H120ZM155 182H156V181H155ZM158 182H159V181H158ZM165 182H168V181H164V182H163L164 184H168V183H165ZM179 182H180V180H179ZM207 182H208V181H207ZM225 182H226V179H225ZM254 182H255V181H254ZM9 183H10V182H9ZM37 183H38V181H37ZM42 183H45V184H43V187H44V186L46 187V185H48V184H46V182H42ZM95 183H96V182H95ZM128 183H129V182H128ZM130 183H131V182H130ZM147 183H148V185H150L151 183H154V182H151V181H150V184H149V182H147ZM182 183H183V180H182ZM190 183H191V181H190ZM193 183H194V182H193ZM209 183H210V182H209ZM2 184H5V182L2 183ZM10 184H11V183H10ZM10 184H8V185H10ZM12 184H13V183H12ZM17 184H19V183H17ZM39 184H40V183H39ZM53 184H54V183H53ZM61 184H62V183H61ZM89 184H90V183H89ZM97 184H98V183H97ZM111 184H112V183H111ZM115 184H116V183H115ZM117 184H118V183H117ZM117 184H116V186H117ZM143 184H144V182H143ZM210 184H211V183H210ZM214 184H216V183H214ZM0 185H1V184H0ZM5 185H6V184H5ZM5 185H4V186H5ZM20 185H21V184H20ZM34 185H36V184H34ZM58 185H57V186H58ZM79 185L82 186V184H80V183H79ZM95 185H96V184H95ZM129 185H130V184H129ZM140 185H142V184H140ZM140 185H139V186H140ZM146 185H147V184H146V182H145V186H146ZM162 185H163V184H162ZM175 185H177V184H175ZM256 185H257V184H256ZM10 186H12V185H10ZM10 186H9V187H10ZM13 186H14V185H13ZM36 186H39V185L37 184ZM50 186H51V185H50ZM50 186H48V187H50ZM54 186H55V184H54ZM92 186H93V185H91V187H92ZM98 186H99V185H98ZM112 186H113V185H112ZM118 186H119V185H118ZM120 186H121V184H120ZM137 186H138V185H137ZM152 186H153V185H152ZM154 186H156V188L158 187V185H154ZM164 186L166 187V185H164ZM183 186H184V185H183ZM218 186H219V185H218ZM221 186H222V185H221ZM236 186H237V185H236ZM253 186H254V185H253ZM15 187H16V184H15ZM51 187H53V186H51ZM59 187H60V186H59ZM61 187H62V185H61ZM93 187H94V186H93ZM132 187H134V185H132ZM132 187H131V188H132ZM140 187H141L140 190L137 189L138 192L142 190V186H140ZM149 187L151 188V186H149ZM165 187H164V190H165ZM168 187H171V185L168 184ZM173 187H174V186H173ZM176 187H177V186H176ZM176 187H174V188H176ZM178 187H181V186L178 185ZM178 187H177V188H178ZM203 187H204V186H203ZM203 187H202V188H203ZM219 187H220V186H219ZM12 188H13V187H12ZM12 188H11V189H12ZM17 188H19V187H17ZM54 188H56V187H54ZM85 188H86V186H85ZM94 188H95V187H94ZM109 188H111V187H109ZM116 188H117V187H116ZM121 188H122V187H121ZM136 188H138V187H136ZM147 188H148V186H147ZM153 188L156 190L155 187H153ZM161 188H163V187L161 186ZM187 188H188V187H187ZM187 188H186V189H187ZM194 188H195V187H194ZM258 188H259V187H258ZM22 189H23V188H22ZM39 189H41V187H40ZM134 189H135V188H134ZM143 189H144V188H143ZM145 189H146V188H145ZM181 189H182V188H181ZM203 189H204V188H203ZM230 189H231V188H230ZM0 190H1V189H0ZM15 190H16V189H15ZM18 190H19V189H18ZM49 190H50V189H49ZM52 190L56 191V193H57L58 188H57V190H55V189H52ZM59 190H60V189H59ZM89 190H90V189H89ZM91 190H92V189H91ZM96 190L98 191V188H97ZM112 190H113V189H112ZM160 190H161V189H160ZM169 190H172V188L169 189ZM178 190H179V189H178ZM197 190H199V189H197ZM263 190H264V189H263ZM1 191H2V190H1ZM3 191H4V190H3ZM3 191H2V193H3ZM12 191H13V190H12ZM16 191H17V190H16ZM22 191H23V190H22ZM22 191H21V193H22ZM24 191H26V190H24ZM24 191H23V192H24ZM47 191H48V190H47ZM60 191H61V190H60ZM62 191H64V190H62ZM62 191H61V192H62ZM67 191H68V190H67ZM73 191H75V190H73ZM76 191H77V190H76ZM76 191H75V192H76ZM79 191H82V190H79ZM125 191H126V190H125ZM125 191H124V192H125ZM143 191H144V190H143ZM143 191H142V192H143ZM148 191H149V189H148ZM150 191H151V190H150ZM156 191H159V190L157 189ZM156 191H154V192L157 193ZM173 191H174V190H173ZM183 191H184V190H183ZM188 191H189V190H188ZM201 191H203V190H201ZM211 191H212V190H211ZM19 192H20V191H19ZM26 192H27V191H26ZM29 192H31V194H32V191H29ZM29 192H28V193H29ZM64 192H65V191H64ZM68 192H69V191H68ZM77 192H78V191H77ZM95 192H96V191H95ZM95 192H94V193H95ZM98 192H99V191H98ZM101 192L103 193V191H101ZM111 192H112V191H111ZM116 192H117V191H116ZM127 192H128V191H127ZM144 192H145V191H144ZM151 192H152V191H151ZM184 192H185V191H184ZM228 192H230V191H228ZM47 193H48V192H47ZM59 193H60V192H59ZM66 193H67V192H66ZM66 193H64V194H66ZM69 193H70V192H69ZM78 193H82V192H78ZM92 193H93V192H92ZM104 193H105V192H104ZM132 193H133V192H132ZM165 193H166V192H165ZM175 193H178V191L175 192ZM193 193H194V192H193ZM199 193H201V192H199ZM4 194H5V193H4ZM22 194H23V193H22ZM22 194H21V195H22ZM31 194H29V196H30ZM48 194H49V193H48ZM57 194H58V193H57ZM70 194H71V193H70ZM86 194H87V193H86ZM90 194H91V193H90ZM95 194H96V193H95ZM95 194H91V195H95ZM98 194H99V193H98ZM100 194H101V193H100ZM116 194H117V193H116ZM133 194H134V193H133ZM148 194H149V193H147V195H146V194H145V195L148 196ZM161 194H162V193H161ZM189 194H190V193H188V195H189ZM5 195H6V194H5ZM7 195H9V194H7ZM16 195H17V193H16ZM23 195H24V194H23ZM114 195H115V194H114ZM120 195H122V194H120ZM123 195H124V194H123ZM127 195H128V193H127ZM131 195H132V194H131ZM137 195H138V194H137ZM139 195H140V194H139ZM150 195H151V194H150ZM183 195H184V193H183ZM185 195H186V194H185ZM190 195H191V194H190ZM203 195H204V193H203ZM13 196L15 197V195H13ZM18 196H19V195H18ZM26 196L28 197L27 194H26ZM49 196H51V194H49ZM59 196H61V195H59ZM75 196H76V195H75ZM81 196H82V195H81ZM83 196H86V195H83ZM99 196H101V195H99ZM103 196H104V195H103ZM118 196H119V195H117V197H118ZM132 196H133V195H132ZM135 196H136V195H135ZM143 196H144V194H143ZM146 196H144V198H146ZM167 196H168V195H167ZM172 196H174V195H172ZM176 196H177V195H176ZM186 196H187V195H186ZM5 197H6V196H5ZM27 197H26V199H27ZM62 197L64 198V195H63ZM65 197H66V195H65ZM148 197H149V196H148ZM153 197H154V196H153ZM153 197H152V199H150V200H153ZM182 197H183V196H182ZM195 197H196V196H195ZM207 197H208V196H207ZM224 197H225V196H224ZM229 197H230V196H229ZM30 198H31V197H30ZM30 198H29V199H30ZM36 198H37V197H36ZM36 198H35V199H36ZM54 198H55V197H54ZM57 198H58V197H57ZM57 198H56V200H57ZM63 198H62V199H63ZM66 198H68V197H66ZM72 198H73V197H72ZM99 198H101V197H99ZM99 198H98V199H99ZM119 198H120V196H119ZM124 198H125V195H124ZM127 198H128V196H127ZM140 198L142 199V196H141ZM157 198H158V197H157ZM169 198H170V197H169ZM200 198H201V197H200ZM217 198H218V197H217ZM219 198H220V197H219ZM8 199H9V198H8ZM8 199H4V198H3V201H4V200H8ZM26 199H25V200H26ZM29 199H27V200H29ZM48 199H49V198H48ZM62 199L58 198L59 201L62 200ZM69 199H70V198H69ZM69 199H68V200H69ZM75 199H76V198H75ZM89 199H90V198H89ZM110 199H111V198H110ZM112 199H113V198H112ZM112 199H111V200H112ZM121 199H123V196H122ZM136 199H137V198H136ZM165 199H167V198L165 197ZM175 199H176V198H175ZM208 199H209V198H208ZM212 199H213V198H212ZM215 199H216V198H215ZM228 199H229V198H228ZM230 199H231V198H230ZM230 199H229V201H230ZM14 200H15V199H14ZM30 200H31V199H30ZM30 200H29V202H30ZM33 200H34V199H33ZM52 200H53V199H52ZM87 200H88V199H87ZM91 200H92V199H91ZM95 200H96V198H95ZM123 200H124V199H123ZM146 200H147V199H146ZM146 200H145V201H146ZM158 200L160 201V199H158ZM158 200H157V202L159 203ZM216 200H218V199H216ZM216 200H215V201H216ZM219 200H220V199H219ZM34 201H35V200H34ZM39 201H41V198H40ZM59 201H58V202H59ZM64 201H65V200H64ZM66 201H67V200H66ZM79 201H80V199H79ZM81 201H82V200H81ZM88 201H89V200H88ZM93 201H94V200H93ZM101 201H102V200H101ZM119 201H120V200H119ZM119 201H118V202H119ZM125 201H126V200H125ZM133 201H134V200H133ZM139 201H141V200H139ZM154 201H155V200H154ZM161 201H162V200H161ZM169 201H172V198H171V200L169 199ZM182 201L184 202V200H182ZM210 201H211V200H210ZM212 201H214V200H212ZM233 201H234V200H233ZM14 202H15V201H14ZM26 202H27V201H26ZM50 202H51V198H50ZM62 202H63V201H62ZM69 202H70V201H69ZM71 202H72V201H71ZM73 202H74V201H73ZM91 202H92V201H91ZM95 202H96V201H94L92 204H94ZM123 202H124V201H123ZM142 202H144V201H142ZM148 202H150V201L148 200ZM148 202H147V203H148ZM151 202H152V201H151ZM155 202H156V201H155ZM176 202H177V201H176ZM178 202H179V201H178ZM199 202H200V200H199ZM219 202H220V201H219ZM0 203H1V202H0ZM6 203H7V202H6ZM6 203H5V204H6ZM9 203H10V202H9ZM9 203H7V204H9ZM27 203H28V202H27ZM34 203L36 204V202H34ZM38 203H39V202H38ZM53 203H55V202H53ZM60 203H61V202H60ZM60 203H59V204H60ZM64 203H65V202H64ZM74 203H76V201H75ZM78 203H80V202H78ZM102 203H103V202H102ZM106 203H107V202H105V204H106ZM128 203H129V201H128ZM133 203H134V202H133ZM139 203H140V202H139ZM161 203H162V202H161ZM161 203H160V204H161ZM188 203H189V204H190V203L192 204V201H191V202L188 201ZM194 203H195V202H194ZM213 203H214V202H213ZM14 204H15V203H13V205H14ZM30 204H31V203H30ZM44 204H45V203H44ZM57 204H58V203H57ZM57 204H56V205H57ZM61 204H62V203H61ZM68 204H69V203H68ZM68 204H67V205H68ZM71 204H73V203H71ZM76 204H77V203H76ZM82 204H83V201H82ZM99 204H100V203H99ZM99 204H98V202H97V205H99ZM105 204L103 203L102 205H105ZM111 204H112V203H111ZM122 204H123V203H122ZM140 204H141V203H140ZM150 204L152 205L153 203H150ZM156 204H157V203H156ZM156 204L154 203V205H156ZM174 204H175V203H174ZM176 204L178 205V203H176ZM186 204H187V203H185V206H186ZM197 204H198V203H197ZM200 204H201V203H200ZM225 204H226V203H225ZM237 204H239V203H237ZM241 204H242V203H241ZM10 205H11V204H10ZM16 205H18V204L16 203ZM56 205L54 204L53 207H54L55 210H58L59 208L56 209V207L59 206V205H57V206H56ZM64 205H65V204H63V206H64ZM80 205H81V204H80ZM97 205H96V206H97ZM107 205H108V204H107ZM138 205H139V204H138ZM143 205H144V204H143ZM151 205H150V206H151ZM179 205H180V204H179ZM194 205H195V204H194ZM232 205H233V204H232ZM5 206H6V205H5ZM5 206H3V207H5ZM18 206H20V205H18ZM25 206H28V205H25ZM31 206H33V205H31ZM31 206H28V207L32 208ZM37 206H38V205H37ZM37 206H34V207H37ZM45 206H46V205H45ZM49 206H50V205H49ZM61 206H62V205H61ZM61 206H60V207H61ZM63 206H62V207H63ZM74 206H75V204H74ZM74 206H73V207H74ZM91 206H92V205H91ZM94 206H95V205H94ZM96 206H95V207H96ZM182 206H184V205L182 204ZM203 206L205 207V206H208V205L206 204V205H203ZM7 207H9V206H7ZM11 207H12V205H11ZM11 207H10V208H11ZM38 207H40V206H38ZM62 207H61V208H62ZM68 207H69V206H68ZM76 207H77V206H76ZM76 207H75V208H76ZM79 207H80V206H79ZM103 207H104V206H103ZM163 207H164V206H163ZM168 207H169V206H168ZM210 207H211V206H210ZM210 207H209V208H210ZM225 207H227V205H226ZM240 207H241V205H240ZM16 208H17V206H16ZM16 208H15V210H16ZM23 208H25V207H23ZM41 208H43V207H41ZM41 208H39V209H41ZM45 208H47V207H45ZM48 208L50 209V207H48ZM48 208H47V210H49ZM104 208H105V207H104ZM110 208H111V206H110ZM131 208H132L131 210H134V209H133V206H132ZM148 208H149V207H148ZM158 208H159V207H158ZM185 208H186V207H185ZM187 208H188V206H187ZM215 208H216V207H215ZM229 208L232 209L231 207H229ZM0 209H2L1 206H0ZM13 209H14V208H13ZM18 209H19V208H18ZM35 209H38V208H35ZM35 209H34V211H35ZM54 209H52V211H53ZM68 209H69V208H68ZM68 209L65 208V210H68ZM73 209H74V208H73ZM76 209H77V208H76ZM81 209L83 210L84 207L82 206ZM85 209H87V207H85ZM95 209H96V212H97V209H98V208L96 207ZM99 209H100V208H99ZM115 209H116V208H115ZM168 209H170V208H168ZM171 209H176V208L173 207V208H171ZM182 209H183V208H182ZM240 209H242V208H240ZM5 210H6V209H5ZM20 210H21V212L24 211V210H22L21 207H20ZM28 210H29V208H28ZM28 210H27V211H28ZM30 210H31V209H30ZM45 210H46V209H45ZM47 210H46V211H47ZM59 210H60V209H59ZM88 210H89V209H88ZM88 210H84L85 213H87ZM91 210H92V209H91ZM104 210H105V209H104ZM104 210H103V211H104ZM113 210H114V209H113ZM127 210H128V209H127ZM150 210H151V209H150ZM176 210H177V209H176ZM176 210H174V212H175ZM196 210H197V209H196ZM202 210H203V209H202ZM211 210H212V209H210V212H211ZM253 210H254V209H253ZM27 211L25 212V215H26ZM32 211H33V209H32ZM42 211H43V209H42ZM61 211L63 212V209H61ZM68 211L70 212V209H69ZM77 211H80V209L77 210ZM101 211H102V210H101ZM115 211H116V210H115ZM139 211H140V209H139ZM160 211H161V209H160ZM164 211H166V210L164 209L163 212H164ZM167 211H168V210H167ZM183 211H186V210H183ZM203 211H204V210H203ZM7 212H9V211H7ZM19 212H20V211H19ZM19 212H18V210H17V213H19ZM29 212H30V211H29ZM38 212H39V211H38ZM49 212H50V211H49ZM55 212H56V211H55ZM62 212H60V213H62ZM71 212L73 213L72 210H71ZM88 212H89V211H88ZM151 212H152V211H151ZM151 212H149V214H150ZM168 212H169V211H168ZM174 212H172V213H174ZM178 212H180V211H178ZM188 212H189V211H188ZM212 212H213V211H212ZM220 212H221V211H220ZM4 213H5V212H4ZM12 213H14V210H13ZM44 213H45V211H44ZM52 213H53V212H52ZM60 213H58L57 216H56V215H54V216H55V217H58V216L61 215ZM64 213H65V212H64ZM66 213H67V211H66ZM72 213H71V214H72ZM79 213H80V212H79ZM81 213H83V212H81ZM92 213H94V212H92ZM92 213H90V214H92ZM99 213H100V212H99ZM102 213H103V212H102ZM127 213H128V212H127ZM159 213H160V212H159ZM169 213H171V211H170ZM185 213H186V212H185ZM194 213H195V212H194ZM213 213H214V212H213ZM20 214H21V213H20ZM28 214H29V216H30V213H28ZM31 214H32V213H31ZM34 214H36V213H34ZM40 214H41V213H40ZM59 214H60V215H59ZM87 214H88V213H87ZM106 214H107V213H106ZM152 214H153V213H152ZM152 214H151V216H152ZM161 214H164V213L161 212ZM165 214H166V213H165ZM165 214H164V215H165ZM175 214L177 215V213H175ZM180 214H182V212H180ZM0 215H1V213H0ZM2 215H3V214H2ZM4 215H5V214H4ZM4 215H3V216H4ZM6 215H7V214H6ZM13 215H14V214H13ZM37 215H38V214H37ZM46 215H47V212H46ZM46 215L44 216L45 219L48 217V216L46 217ZM48 215H49V214H48ZM74 215H76V213H75ZM74 215L71 216V215L69 214V216H71V217H73ZM82 215H83V214H82ZM94 215H95V214H94ZM96 215H97V214H96ZM98 215H99V214H98ZM102 215H103V214H102ZM170 215H171V214H170ZM176 215H174V217H175ZM182 215L184 216V215H186V214H182ZM203 215H204V214H203ZM205 215H207V213H205ZM205 215H204V216H205ZM3 216H2V217H3ZM15 216H17V215H15ZM39 216H40V215H39ZM42 216H43V214L41 215V217H42ZM52 216H53V215H52ZM84 216H85V215H84ZM105 216H106V215H105ZM116 216H117V215H116ZM130 216H131V215H130ZM149 216H150V215H149ZM151 216H150V217H151ZM154 216H155V215H154ZM168 216H169V214H168ZM172 216H173V215H172ZM179 216H180V218H181V215H179ZM188 216H189V215H188ZM212 216H213V215H212ZM225 216H227V213H226ZM233 216H234V214H233ZM255 216H256V215H255ZM4 217L6 218V221H7V218H9V217H7V216H4ZM4 217H3V218H4ZM19 217H21V216H19ZM37 217H38V216H37ZM50 217H51V216H50ZM61 217H62V216L58 217V218H59V221H60V218H61ZM78 217H80V216L78 215ZM78 217H77V219H78L79 221H80V219H81V221H82V219H83L82 216L80 217V219H79ZM88 217L90 218V216H88ZM88 217H87V218H88ZM122 217H123V216H122ZM122 217H121V218H122ZM157 217H158V215H157ZM165 217H167V216H165ZM169 217H170V216H169ZM174 217H173V218H174ZM176 217H177V216H176ZM191 217H192V216H191ZM205 217H206V216H205ZM215 217H216V216H215ZM215 217H213V218L215 219ZM231 217H232V215H231ZM259 217H260V216H259ZM5 218H4V219H5ZM25 218H26V217H25ZM63 218H64V217H63ZM75 218H76V216H75ZM91 218L93 219L94 217L92 216ZM102 218H103V217L99 215V219H102ZM107 218H109V216H107ZM178 218H179V217H178ZM196 218H197V217H196ZM223 218H225V217L223 216ZM228 218H229V217H228ZM21 219H23V221H24V218H20V219L18 220V223H19V221H22ZM40 219H41V218L39 217V220H40ZM45 219H44V220H45ZM56 219H57V218H56ZM56 219H54V220H56ZM64 219L66 220V217H65ZM64 219H63V220H64ZM72 219H73V218H72ZM113 219L115 220V218H113ZM161 219H163V218H161ZM170 219H171V218H170ZM194 219H195V218H192V220H194ZM198 219H199V218H198ZM205 219H207V218H205ZM241 219H242V218H241ZM9 220H10V219H8V221H9ZM11 220H13V218H12ZM11 220H10V221H11ZM16 220H17V219L15 218V221H16ZM25 220H26V219H25ZM29 220H30V218H29ZM29 220H27V221H29ZM33 220H34V215H33ZM87 220H88V219H87ZM94 220H95V219H94ZM94 220H93V221H94ZM96 220H98V219H96ZM119 220H120V219H119ZM121 220H122V219H121ZM123 220H124V219H123ZM154 220H155V219H154ZM157 220H158V219H157ZM173 220H174V219H173ZM176 220H177V219H176ZM184 220H185V219H184ZM192 220L190 219V221H192ZM195 220H196V219H195ZM225 220H226V218H225ZM245 220H246V219H245ZM251 220H252V219H251ZM251 220H250L249 222H251ZM3 221H4V220H2V222H3ZM8 221H7V222H8ZM23 221H22V223H23ZM40 221H41V220H40ZM45 221H46V220H45ZM68 221H69V219H68ZM89 221H90V220H89ZM127 221H128V219L126 220V222H127ZM130 221H131V220H130ZM158 221H159V220H158ZM164 221H165V220H164ZM174 221H175V220H174ZM11 222H12V221H11ZM29 222H30V221H29ZM29 222H27V223L29 224ZM37 222H38V219H37ZM47 222H49V221H47ZM47 222H46V223H47ZM83 222L85 223L84 220H83ZM90 222H91V221H90ZM98 222H99V221H98ZM123 222H124V221H123ZM150 222H151V221H150ZM162 222H163V221H162ZM179 222H180V221H179ZM179 222H178V223H179ZM183 222H184V221H183ZM197 222H198V221H197ZM13 223H14V221H13ZM20 223H21V222H20ZM20 223H19L17 226H16V224H15V226H16V227H18L19 225L21 226ZM27 223H26V224H27ZM69 223H70V222H69ZM78 223H79V222H78ZM93 223H94V222H93ZM147 223H148V222H147ZM151 223H153V222H151ZM159 223H160V222H159ZM166 223H169V222H166ZM170 223H171V222H170ZM180 223H181V222H180ZM185 223H186V222H185ZM194 223H195V221H194ZM206 223H208L207 220H206ZM4 224H5V223H4ZM23 224H24V223H23ZM23 224H22V225H23ZM30 224H31V223H30ZM34 224H35V223H34ZM38 224H40V223H38ZM53 224H54V223H52V226H53ZM72 224H73V223H72ZM81 224H82V223H81ZM87 224H88V222H87ZM136 224H137V223H136ZM145 224H146V222H145ZM162 224H163V223H162ZM220 224H222V223H220ZM224 224H226V223H224ZM224 224H222V225H224ZM240 224H241V222L239 223V225H240ZM5 225H7V224H5ZM40 225H41V224H40ZM69 225H70V224H69ZM69 225H68V226H69ZM88 225H89V224H88ZM98 225H99V224H98ZM113 225H114V224H113ZM118 225H119V224H118ZM123 225H125V224H123ZM149 225H150V223H149ZM182 225H183V224H182ZM196 225H197V224H196ZM198 225H200V224H198ZM13 226H14V225H12V227H13ZM20 226H19V227H20ZM27 226H28V225H27ZM73 226H74V225H73ZM75 226H76V224H75ZM75 226H74V227H75ZM94 226H95V225H94ZM120 226H121V225H120ZM162 226H164V224H163ZM168 226H169V225H168ZM189 226H190V225H189ZM191 226H192V225H191ZM218 226H219V224H218ZM241 226H242V224H241ZM3 227H4V225H3ZM7 227H10V226H7ZM7 227H4V228L6 229ZM16 227H15V228H16ZM42 227H43V226H42ZM54 227H55V226H53V228H54ZM57 227H58V226H57ZM81 227H83V226H81ZM95 227H96V226H95ZM176 227H177V226H176ZM179 227H181V226H179ZM192 227H193V226H192ZM195 227H196V226H195ZM195 227H193V228L196 229ZM225 227H226V226H225ZM15 228L13 227V229H11V230H9V229L7 228V230L10 232V231L15 230ZM30 228H31V227H30ZM30 228H29V229H30ZM43 228H44V227H43ZM93 228H94V227H93ZM93 228H91V229H93ZM120 228H121V227H120ZM122 228H123V227H122ZM167 228H168V227H167ZM177 228H178V227H177ZM185 228H187L186 225H185ZM226 228H227V227H226ZM230 228H231V227H230ZM230 228H229V229H230ZM246 228H247V226H246ZM1 229H2V228H1ZM5 229H4V232H3L4 235H6V233H5L6 230H5ZM31 229H32V228H31ZM47 229H48V228H47ZM50 229H51V228H50ZM81 229H82V228H81ZM101 229H102V228H101ZM114 229H115V228H114ZM116 229H117V228H116ZM116 229H115V230H116ZM133 229H134V228H133ZM159 229H160V228H159ZM168 229H169V228H168ZM174 229H175V228H174ZM181 229H182V228H181ZM181 229H178L177 231H180ZM208 229H209V228H208ZM212 229H213V228H212ZM212 229H211V230H212ZM217 229H218V228H217ZM231 229H232V228H231ZM238 229H239V227L237 228V231L239 232ZM20 230H21V228H20ZM20 230H19V231H20ZM38 230H39V229H38ZM54 230H55V231H59V230H56V228H55ZM60 230H61V229H60ZM69 230H70V229H69ZM94 230H95V229H94ZM110 230H111V229H110ZM112 230H113V228H112ZM112 230H111V231H112ZM134 230H135V229H134ZM182 230H183V229H182ZM202 230H203V229H201V231H202ZM2 231H3V229H2ZM35 231H36V229H35ZM40 231H41V230H40ZM45 231H46V230H45ZM51 231H53V230L51 229ZM100 231H101V230H100ZM152 231H153V230H152ZM169 231H170V230H169ZM174 231H175V230H174ZM187 231H188V230H187ZM189 231H190V230H189ZM196 231H197V230H196ZM243 231H244V230H243ZM243 231H242V232H243ZM0 232H1V231H0ZM37 232H38V231H37ZM37 232H36V234H37ZM42 232H43V231H42ZM42 232H41V233H42ZM62 232H63V231H62ZM70 232H71V231H70ZM101 232H102V231H101ZM127 232H128V231H127ZM172 232H173V231H172ZM202 232H203V231H202ZM209 232H210V231H209ZM242 232H241V233H242ZM12 233H13V232H12ZM16 233H17V232H16ZM60 233H61V232H60ZM66 233H69V231L66 232ZM80 233H82V232H80ZM93 233H94V232H93ZM179 233H180V232H179ZM179 233H178V235H179ZM194 233H195V232H194ZM8 234H9V233H8ZM8 234H7V235H8ZM10 234H11V232H10ZM10 234H9V235H10ZM23 234H24V232H23ZM31 234H32V233H31ZM38 234H40V232H39ZM44 234H45V232L43 233V235H44ZM61 234H63V233H61ZM73 234H74V233H73ZM95 234H96V233H95ZM117 234H118V233H117ZM123 234H124V233H123ZM128 234H129V233H128ZM139 234H140V233H139ZM141 234H143V232H142ZM175 234H176V233H175ZM175 234L173 235L174 237H176ZM183 234H185V233H183ZM207 234H208V232H207ZM242 234H243V233H242ZM244 234H245V233H244ZM12 235L14 236V234H12ZM12 235H10V236H12ZM25 235H26V233H25ZM48 235H49V234H48ZM56 235L58 236V234H56ZM78 235H79V234H78ZM90 235H92V234H90ZM90 235L87 234V236H90ZM109 235H110V234H109ZM137 235H138V234H137ZM144 235H145V234H144ZM159 235H160V234H159ZM161 235H162V234H161ZM161 235H160V236H161ZM163 235H164V234H163ZM168 235H169V234H168ZM187 235H189V233H188ZM190 235H192V234H190ZM216 235H217V234H216ZM228 235H229V234H228ZM238 235H239V234H238ZM246 235H248V234H246ZM1 236H2V235H1ZM28 236H29V234H28ZM49 236H50V235H49ZM54 236H55V235H54ZM64 236H65V235H64ZM74 236H75V235H74ZM81 236H82V235H81ZM87 236H86V237H87ZM116 236H117V235H116ZM140 236H141V235H140ZM180 236L183 237L184 235L180 234ZM248 236H250V234H249ZM33 237H34V236H33ZM43 237H44V236H42L41 238L43 239ZM58 237H59V236H58ZM58 237H56V238H57V239H61V238H60L61 236H60L59 238H58ZM62 237H63V236H62ZM72 237H73V236H72ZM84 237H85V236H84ZM92 237L94 238L95 236L92 235ZM98 237H99V236H98ZM112 237H113V236H112ZM143 237H144V236H143ZM166 237H167V236H166ZM191 237H192V236H191ZM196 237L200 239V237H198V236H196ZM216 237H217V236H216ZM219 237H220V235H219ZM250 237H251V236H250ZM259 237H260V236H259ZM10 238H11V237H10ZM26 238H28V237H26ZM29 238H30V237H29ZM31 238H32V235H31ZM31 238H30V239H31ZM67 238H68V237H67ZM73 238H74V237H73ZM77 238H78V237H77ZM80 238H81V237H80ZM87 238L89 239V238H91V236H90V237H87ZM96 238H97V237H96ZM102 238H105V237L103 236ZM117 238H118V237H117ZM153 238H154V237H153ZM177 238H178V237H177ZM187 238H188V237H187ZM207 238H208V237H207ZM207 238H206V239H207ZM242 238H244V237L242 236ZM35 239H36V238H35ZM38 239H39V238H38ZM38 239H37V240H38ZM42 239H41V240L39 239V240L42 241ZM65 239H66V238H65ZM88 239H87V240H88ZM114 239H115V238H114ZM124 239H125V238H124ZM147 239L150 240V238H147ZM160 239L162 240L161 237H160ZM164 239H165V238H164ZM171 239H173V237H172ZM178 239H179V238H178ZM189 239H190V238H189ZM202 239H203V238H202ZM208 239H209V238H208ZM237 239H238V238H237ZM256 239H257V238H256ZM25 240H26V239H25ZM27 240H28V239H27ZM37 240H35V242H37ZM44 240H45V239H44ZM55 240H56V239H55ZM61 240H62V239H61ZM61 240H60V241H61ZM63 240H64V238H63ZM104 240H105V239H104ZM167 240H168V239H167ZM169 240H170V239H169ZM169 240H168V241H169ZM182 240H183V239H182ZM186 240H187V239H186ZM229 240H230V239H229ZM239 240H240V239H239ZM258 240H259V239H258ZM29 241H30V240H29ZM111 241H112V240H111ZM115 241H116V240H115ZM117 241H118V240H117ZM121 241H122V240H121ZM171 241H173V240H171ZM176 241H177V240H176V238H175V242H176ZM216 241H217V240H216ZM233 241H234V240H233ZM16 242H17V241H16ZM23 242H24V241H23ZM23 242H21V244H22ZM99 242H103V241L100 240ZM186 242H188V240H187ZM201 242H203V241H201ZM207 242H209V241H207ZM234 242H235V241H234ZM236 242H237V241H236ZM240 242H241V240H240ZM243 242H244V241H243ZM26 243L29 244V243H31V242L28 243V241H26ZM45 243H46V241H45ZM45 243H43V244H45ZM111 243H112V242H109V245H110ZM113 243H114V242H113ZM117 243H118V242H117ZM168 243H169V242H168ZM172 243H173V242H172ZM178 243H179V242H178ZM237 243H238V242H237ZM241 243H242V242H241ZM241 243H240V245H241ZM259 243H260V242H259ZM32 244H33V243H31V246H30V245H29V246L32 247ZM34 244H35V243H34ZM46 244H47V243H46ZM71 244H72V243H71ZM103 244H105V243H103ZM107 244H108V243H107ZM118 244H119V243H118ZM160 244H161V243H160ZM185 244H187V243H185ZM185 244H183V245H185ZM191 244H192V243H191ZM194 244H195V243H194ZM194 244H193V245H194ZM197 244H198V243H197ZM218 244H219V242H218ZM232 244H233V242H232ZM242 244H243V243H242ZM245 244H246V242H245ZM262 244H263V243H262ZM16 245H17V244H16ZM39 245H40V244H38V246H39ZM50 245H51V244H50ZM81 245H82V244H81ZM173 245L177 246V243H176V244H175V243L172 244V246H173ZM219 245H220V244H219ZM236 245H239V243L236 244ZM248 245H249V244H248ZM252 245H253V244H252ZM257 245H258V244H257ZM35 246H36V244H35ZM35 246H34V247H35ZM41 246H42V245H41ZM59 246H60V245H59ZM100 246H101V244L99 245V247H100ZM102 246H104V245H102ZM110 246H111V245H110ZM162 246H163V243H162ZM170 246H171V245H170ZM170 246H169V247H170ZM194 246H197V245H194ZM223 246H224V245H223ZM52 247H53V245H52ZM86 247H87V246H86ZM145 247H146V246H145ZM179 247H180V246H179ZM179 247L177 248V249H179V251L183 249V248L180 249ZM189 247H190V246H189ZM192 247H193V246H192ZM243 247H244V246H243ZM256 247H257V246H256ZM26 248H27V247H26ZM40 248H41V247H40ZM40 248H36V249H40ZM42 248H43V247H42ZM42 248H41V249H42ZM49 248H50V247H49ZM67 248H68V246H67ZM67 248L65 249L64 246H63V249L67 250ZM69 248H70V251H72V252H74V251L76 250V249H74V251H73V249H72L73 247H72V248L69 247ZM69 248H68V249H69ZM78 248H79V247H78ZM103 248L105 249V248H107V247H103ZM108 248H109V247H108ZM173 248H175V247H173ZM213 248H214V247H213ZM219 248H220V247H219ZM222 248H225V247H222ZM229 248H231V247H229ZM234 248L236 249V247L233 245V249H234ZM244 248H245V247H244ZM248 248H249V247H248ZM29 249H31V248H29ZM32 249H33V248H32ZM36 249H35V250H36ZM46 249H47V248H46ZM71 249H72V250H71ZM87 249H88V247H87ZM104 249H103V250H104ZM166 249H167V248H166ZM214 249H215V248H214ZM227 249H228V248H227ZM231 249H232V248H231ZM238 249H241V246H240V248H238ZM242 249H243V248H242ZM255 249H256V248H255ZM263 249H264V248H263ZM50 250H51V249H50ZM52 250H54V249H52ZM58 250H59V248H58ZM61 250H62V249H61ZM61 250H60V251H61ZM65 250H64V253H66V252L68 251V250H67V251L65 252ZM107 250H108V252H109V249H107ZM107 250H106V251H107ZM192 250H193V249H192ZM192 250H191V251H192ZM243 250H244L245 255H247V252L251 251V250H249V249H248L249 251H247V252L245 251V249H243ZM246 250H247V249H246ZM253 250H254V249H253ZM253 250H252V251H253ZM29 251H30V250H29ZM36 251H37V250H36ZM36 251H35V252H36ZM42 251H43V250H42ZM45 251H46V250H44V252H45ZM62 251H63V250H62ZM101 251H102V249H101ZM106 251H105V252L103 251V253H107ZM236 251H238V250H236ZM23 252H24V251H23ZM23 252H21V253H23ZM30 252H31V251H30ZM33 252H34V251H33ZM35 252H34V253H35ZM48 252H49V251H48ZM51 252H52V251H51ZM56 252H57V251H56ZM78 252H79V251H78ZM85 252H86V251H85ZM89 252H90V251H89ZM89 252H88V253H89ZM110 252H111V250H110ZM110 252H109V253H110ZM181 252H182V251H181ZM220 252H221V251H220ZM14 253H15V250H14ZM37 253H38V252H37ZM64 253L61 254V256H62V255H65ZM68 253H69V252H68ZM68 253H66V254H68ZM74 253H75V252H74ZM76 253H77V252H76ZM80 253H81V252H80ZM83 253H84V252H83ZM91 253H92V252H91ZM192 253H193V251H192ZM215 253H216V251H215ZM224 253H225V252H224ZM224 253H223V254H224ZM250 253L253 254L254 252H250ZM255 253H256V251H255ZM24 254H25V253H24ZM39 254H41V256L43 255L41 252L38 253V255H39ZM52 254H53V252H52ZM77 254H78V253H77ZM137 254H138V253H137ZM165 254H166V253H165ZM199 254H200V253H199ZM225 254H226V253H225ZM227 254H228V253H227ZM230 254H231V253H230ZM235 254H237L238 256L240 255V254H238V253H235ZM248 254H249V253H248ZM19 255H20V254H19ZM21 255H22V254H21ZM44 255H45V254H44ZM102 255H103V254H102ZM142 255H143V254H142ZM145 255H146V254H145ZM231 255H232V254H231ZM231 255H230V256H231ZM241 255H242V250H241ZM243 255H244V254H243ZM9 256H10V255H9ZM23 256H24V255H23ZM30 256H31V255H30ZM59 256H60V254L58 255V257H59ZM99 256H100V255H99ZM106 256H107V255H106ZM191 256H192V255H191ZM193 256H194V254H193ZM196 256H197V255H196ZM238 256H237V257L235 256V257L238 259ZM249 256H250V255H249ZM252 256H253V255H252ZM255 256H257V255H255ZM19 257H21V256H19ZM32 257H33V255H32ZM37 257H39L38 259L42 258V257H40V256H37ZM43 257H46V256H43ZM58 257H56V258H58ZM70 257H71V256H70ZM173 257H175V256H173ZM223 257H224V255H223ZM228 257H229V256H228ZM243 257H245V256H242V258H243ZM250 257H251V256H250ZM250 257H248V258H250ZM259 257H260V255H259L257 258H259ZM56 258H55V259H56ZM67 258H68V257H67ZM137 258H138V257H137ZM205 258H206V257H205ZM205 258H204V259H205ZM230 258H231V257H230ZM233 258H234V257H233ZM239 258H240V256H239ZM261 258H262V257H261ZM25 259H26V258H25ZM30 259H31V258H30ZM33 259H35V257H34ZM38 259H37V261H38ZM48 259H49V256H48ZM50 259H51V260H49V261H52V262H53L52 257H51ZM60 259H61V257H60ZM64 259H65V258H64ZM201 259H202V258H201ZM201 259H199V260H201ZM246 259H247V257H246ZM250 259H251V258H250ZM8 260H9V258H8ZM19 260H20V258H19ZM19 260L16 259V261H19ZM21 260H23V261L25 262L24 259L21 258ZM35 260H36V259H35ZM199 260H197L198 263H199ZM208 260H209V259H208ZM235 260H236V259H235ZM240 260H241V259H240ZM244 260H245V259H244ZM253 260H254V259H253ZM9 261H10V260H9ZM23 261H22V262H23ZM29 261H30V260H29ZM39 261H41V260H39ZM56 261H57V260H56ZM56 261H54V262H56ZM181 261H182V260H180V263H181ZM204 261H205V260H204ZM209 261H210V260H209ZM261 261H262V260H261ZM10 262H11V261H10ZM10 262H8V263H9V264H11V263L16 264V263L14 262V260H13L11 263H10ZM22 262H21V263H22ZM33 262H35V261H33ZM54 262H53V263H54ZM60 262H61V261H60ZM224 262H225V261H224ZM230 262H231V261H230ZM245 262H246V261H245ZM1 263H3V262L1 261ZM19 263H20V262H19ZM21 263H20V264H21ZM40 263H41V262H40ZM42 263H43V262H42ZM44 263H45V262H44ZM186 263H187V262H186ZM234 263H235V262H233V264H234ZM243 263H244V262H243ZM5 264H6V263H5ZM17 264H18V263H17ZM27 264H28V263H27ZM29 264H31V263L29 262ZM34 264H35V263H34ZM47 264H48V262H47ZM57 264H58V263H57ZM60 264H62V262H61ZM199 264H200V263H199ZM225 264H226V263H225ZM252 264H253V263H252ZM258 264H259V262H258ZM260 264H262V263L260 262Z\"/></svg>",
    "mask_w": 264,
    "mask_h": 264
}]
</instances>
